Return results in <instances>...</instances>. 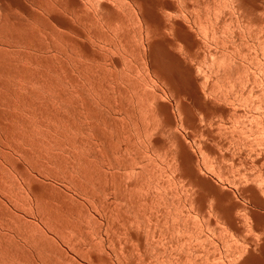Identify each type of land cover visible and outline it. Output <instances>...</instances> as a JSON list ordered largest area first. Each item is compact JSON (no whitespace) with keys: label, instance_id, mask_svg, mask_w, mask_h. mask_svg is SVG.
Masks as SVG:
<instances>
[{"label":"bare ground","instance_id":"6f19581e","mask_svg":"<svg viewBox=\"0 0 264 264\" xmlns=\"http://www.w3.org/2000/svg\"><path fill=\"white\" fill-rule=\"evenodd\" d=\"M6 1V0H5ZM11 1H13L14 3L16 2V0H11ZM20 1V3H21V5H20V7H21V9L23 10V14L21 13V14H18V13H20L21 11L20 10H17V7H16V9L15 10H17V12H15V10H12L11 8H9L8 6H9V4L7 3V4H5V5H8V6H4V9L2 10V8L0 9V82L2 83V80L6 83V89L4 88V90L3 89H1V88H3V86L5 85L4 83V85L3 84H1L2 85V87H0V179H2V181H1V186H0V195L2 196H6L7 198V201L8 202H10V204H11V202H13V203H18V196H19V194L18 195H16L15 196V194H13V190L12 189H10L11 187H13L14 185H17V184H15L16 182H14V184L12 185V183H11V187L9 188L7 185H5L4 184V177H6L7 175H6V171H7V166H6V164H9L10 162H11V160H12V158H13V156L15 157V156H17V155H15V154H17V153H21V151L23 150L22 148H21V145H22V147H23V145H25L27 142L25 141V144H23V141H24V137H26V136H23V138H22V136H20V133L18 132L19 131V129H18V125L20 124V123H18V124H16V117L18 116L19 117V113H20V116H21V118L23 119L24 117H22L23 116V112H29L30 111V109L31 108H29L28 107V109L29 110H25V111H18V113H17V110L15 111V105L17 104V99H20V100H22L23 98H24V96H22L23 98H19L20 97V95L17 93L18 91L17 90H19L17 87H18V84H19V81H21V80H19L18 81V84L17 85H15L16 84V81L18 80L17 78H16V76H19V77H21V76H23V79H24V75L23 74H21V70L22 71H24V72H22V73H24V74H26L27 75V72L28 73H32V74H34V77H35V74H37V76H38V74H40L41 76H44V79H45V77H46V79H49L50 80V83L52 84V82L54 81L55 82V85L58 87V85L60 86V83H62V82H64L63 80L67 77V75H65V70L67 71V69L66 68H69V69H71L72 71H75V72H77V73H74V74H77L76 75V77L78 78V80H79V82L80 83H83V82H85L86 81V84H88V83H90L91 85H89V86H92V84H94V81H96V83L98 82L97 80H109V81H111V83L113 84L114 82H112V81H115L116 83L119 81H117V79H120L122 82H124V83H126L127 85H132V86H134V85H140V84H143V85H140V86H144L145 84V82H147L148 80H150V82H152L151 80H153V78H151V76H149V74H148V72H144L143 71V69H142V66L140 67L141 69H142V71H141V69L139 68V66H140V64H144L146 61L148 62V64L150 63V65L152 66V67H154V69H155V67L156 68H160L161 69V71H163L164 73H166V75H167V77L169 76V77H171V79L172 78H174V80L175 79H177V80H179V82H182L183 83V85H185V86H183V87H185V88H189L190 89V91L193 93V97H195V99L196 100H198L199 101V96H198V91H197V89H196V87H195V79L193 78V76H192V72H191V68L189 67V66H187V64H185L184 62H183V60L181 59L182 57H180V56H178L177 54H175V52H173L172 50L175 48L176 49V53H178V51L179 52H181V54H183L184 53V55L186 54V55H188V56H191V58L195 61V63L198 65V69H199V67H202L206 62H208V60L210 61V63L209 64H213V66H214V68H215V66H216V68L218 67V68H222V70H225L224 68H226L227 66H232L235 70H234V72L236 71V74L239 72V74L237 75V77H236V80H237V82H238V84L237 83H233V84H237V86H238V89H236L235 87H233V89H236V90H238L237 91V93H239V91L240 92H242L243 90L244 91H246V89L247 88H249L248 89V92L251 94V96L249 97V98H251L252 96H253V94L255 93L256 94V92H254L255 91V89H256V87H258L257 85H258V83H259V81L261 80V79H263L264 78V0H29V4L30 5H26V4H22V0H19ZM18 1V2H19ZM7 2V1H6ZM17 2V3H18ZM27 2V1H26ZM2 3H3V0H2ZM11 3V2H10ZM11 5V4H10ZM15 5V4H14ZM16 6H18V5H16ZM12 7V6H11ZM19 8V7H18ZM13 9H14V7H13ZM24 14H26V16H23ZM173 48V49H172ZM180 54V55H181ZM183 58H184V61H187L186 60V56L184 57L183 56ZM146 60V61H145ZM191 60V59H190ZM192 61V60H191ZM146 62V63H147ZM187 62H189V60L187 61ZM191 63V62H190ZM192 64H193V61H192ZM207 64V63H206ZM120 65H122L120 68H119V66ZM17 66H18V69H19V72H20V74H18V70H17ZM21 68V70H20V68ZM146 67H148V65L146 66ZM194 67V66H193ZM197 67V66H196ZM143 68H144V70H145V67H144V65H143ZM147 69H149V67L147 68ZM146 69V70H147ZM196 69V68H195ZM230 69V68H229ZM193 70V69H192ZM205 70H207V68L205 69ZM211 70V69H210ZM227 70V69H226ZM230 70H232V69H230ZM70 71V70H69ZM147 71H149V70H147ZM197 71V70H196ZM200 71V70H199ZM214 71H215V69H214ZM216 71H219V69L218 70H216ZM221 71V70H220ZM220 71L218 72V73H220ZM228 71V70H227ZM227 71H225V75H226V77H228L229 78V75H227ZM154 72V71H153ZM152 72V73H153ZM157 72H158V70H157ZM201 72H202V70H201ZM203 72H204V69H203ZM202 72V73H203ZM229 72V71H228ZM234 72H233V76L234 75H236V74H234ZM67 73V72H66ZM73 73V72H72ZM200 73V72H199ZM206 73H208L207 71H206ZM211 73H212V71H211ZM232 73V72H231ZM68 74V73H67ZM194 74V73H193ZM213 74V73H212ZM224 74V71H223V73H222V75ZM230 74V73H229ZM154 75H156V72L154 73ZM153 75V76H154ZM158 75V74H157ZM155 76L156 78L158 77V76ZM197 75V74H196ZM207 75V74H206ZM205 74H204V76H206ZM225 75L223 76V77H225ZM28 76V75H27ZM26 76V77H27ZM29 76H31V77H28V78H26L25 77V79H29V78H32V76L33 75H29ZM70 76V75H69ZM161 76H163V75H161ZM195 76V75H194ZM204 76H203V78H204ZM233 76H231V77H233ZM200 77V76H199ZM213 76L211 75V77L210 78H212ZM220 77V76H219ZM230 77V80L231 79H233V78H231ZM37 78H39V76L38 77H36V78H32V80L33 79H36V83H37ZM43 78V77H42ZM151 78V79H150ZM166 78V77H165ZM197 78V77H196ZM202 78V77H201ZM209 78V79H210ZM222 78V77H221ZM22 79V78H21ZM22 79V80H23ZM24 79V80H25ZM46 79H45V82H46ZM71 79V78H70ZM158 79V78H157ZM226 79V78H225ZM224 79V80H225ZM235 79V78H234ZM31 80V79H30ZM30 80H28V83L30 82H32L33 83V81H30ZM39 80H40V78H39ZM42 80V79H41ZM67 80V79H66ZM69 80V79H68ZM72 80H73V78H72ZM76 80V79H75ZM154 80H156V79H154ZM159 80V79H158ZM163 80V79H162ZM52 81V82H51ZM120 81V82H121ZM167 81V80H166ZM176 81V80H175ZM174 81V82H175ZM196 81H197V79H196ZM208 81H210V80H208ZM217 81V78H216V80H214V82H216ZM219 81H221V79L219 80ZM223 81V80H222ZM221 81V82H222ZM35 82V81H34ZM44 82V81H43ZM45 82H44V85H45ZM48 82V81H47ZM88 82V83H87ZM92 82V83H91ZM158 82V81H157ZM161 82V81H160ZM164 82V83H163ZM161 84H164L165 85V79H164V81H163ZM198 82V81H197ZM204 82V81H203ZM212 82V81H211ZM229 82H231L232 83V81H229ZM262 82H263V84H264V81L262 80ZM261 82V83H262ZM23 83H24V81H23ZM27 82L25 81V83L24 84H26ZM29 83V85L30 86H32V85H34V84H30ZM38 83H40V82H38ZM70 83V82H69ZM73 83V82H72ZM75 83H78V82H75ZM80 83H78V86H79V84ZM96 83L94 84V85H96ZM101 83V82H100ZM110 82H109V86H111V87H114V85L112 86V84H111ZM115 83V84H116ZM148 84H149V82H147ZM146 83V84H147ZM154 82H152V84H153ZM159 83V82H158ZM208 83V85H209V82H207ZM218 83V82H217ZM220 83V82H219ZM223 83H225V82H223ZM227 84H228V80H227V82H226ZM230 83V84H231ZM24 84H22V81H21V84H19V85H24ZM43 84V83H42ZM42 84H41V86H42ZM68 84V83H67ZM97 84H99V83H97ZM105 84V83H104ZM104 84H99V85H97V86H100V85H102V86H104ZM119 84V83H118ZM122 84V83H121ZM147 84V85H148ZM175 84H176V86H177V83L175 82ZM179 84V83H178ZM200 84V83H199ZM262 84V85H263ZM14 85H15V87L17 88V90L16 89H14L13 90V87H14ZM49 83H48V87H49ZM54 84H53V87L55 86ZM77 85V84H76ZM93 85V86H94ZM124 85V84H123ZM122 85V86H123ZM147 85H146V87H147ZM155 87H156V89H157V86H158V84H156V82H155ZM167 85V84H166ZM165 85V86H166ZM198 85V84H197ZM29 86V87H30ZM38 87V86H40V85H37V84H35L34 85V87ZM41 86H40V88H41ZM61 86H63V85H61ZM60 86V87H61ZM67 86V85H66ZM75 86V85H74ZM77 86V87H78ZM81 86V85H80ZM79 86V87H80ZM87 86V85H86ZM92 86V87H93ZM101 86V87H102ZM106 86V85H105ZM152 86V85H151ZM160 86V85H159ZM173 86V85H172ZM175 86V87H176ZM203 86V85H202ZM212 86L215 88L216 86H217V84L215 85V83L214 84H212ZM220 86V85H219ZM233 86V85H232ZM236 86V87H237ZM21 86H19V88H20ZM26 87H27V85H26ZM26 87H24L23 86V88H24V90L26 89ZM33 87V88H34ZM36 87L34 88V89H36ZM44 87V86H43ZM42 87V88H43ZM52 87V88H53ZM65 87V86H64ZM63 87V88H64ZM68 87H69V84H68ZM78 87V88H79ZM118 87H119V85H118ZM126 87V86H125ZM139 87V86H138ZM145 87V88H146ZM149 87V86H148ZM147 87V90L149 91V88ZM155 87L153 88L154 90H155ZM199 87H201L200 85H199ZM223 88H226L225 87V85L224 86H222ZM221 87V88H222ZM23 88L22 89H20V90H22V91H24L23 90ZM28 88V87H27ZM39 88V87H38ZM39 88V89H40ZM41 88V89H42ZM51 88V87H50ZM49 88V89H50ZM55 88V87H54ZM73 88H75V87H73ZM72 88V89H73ZM82 88H83V86H82ZM86 88V87H85ZM84 88V89H85ZM90 89H91V87H89ZM102 88H104V87H102ZM102 88H101V91H102ZM107 88V87H106ZM105 88V89H106ZM109 88V87H108ZM117 87L115 86L113 89H115V90H117L116 89ZM123 89H124V87H122ZM128 88L129 87H127V89L126 90H128ZM161 88V87H160ZM178 88V87H177ZM180 88V87H179ZM178 88V89H179ZM211 88V87H210ZM217 88V87H216ZM230 88H232V87H230ZM31 89V88H30ZM34 89H32V90H34ZM37 90L36 91V93H34L33 95H35V94H39V93H37V92H39L40 91V94H43L42 93V91L41 90ZM45 89V88H44ZM47 89V88H46ZM62 89V88H61ZM61 89H59L58 88V91H57V95L59 94V95H62V94H60V90ZM66 88H64V90H65ZM67 89H69V88H67ZM76 89V88H75ZM74 89V90H75ZM80 89V88H79ZM93 90L94 89H96L95 87H93L92 88ZM104 89V90H105ZM112 89V88H111ZM110 89V90H111ZM124 89V90H125ZM132 89V91H130ZM134 89H135V86H134ZM152 89V87L150 88V90ZM163 89V88H162ZM203 89V88H202ZM219 89H220V87H219ZM219 89H218V92L217 93H219ZM227 89V88H226ZM233 89L232 90H230L231 91V94L233 93L232 91H233ZM8 90H13V91H15L16 92V94L17 95H19V97L18 96H15V97H18L17 99H13V100H15L16 102H14L15 103V105L13 104V100H12V96H10L11 94H10V92L8 91ZM43 90V89H42ZM48 90V89H47ZM47 90L45 91V93L47 92ZM98 90V89H97ZM109 90V89H108ZM115 90H113V91H115ZM125 90V91H126ZM130 90H129V92L131 93V92H134L133 91V87L131 88L130 87ZM137 90V89H136ZM138 90L140 91V89L138 88ZM154 90H152V91H154ZM158 90L160 91V89H159V87H158ZM168 90H170V88L168 89ZM175 90H177V89H175ZM175 90H174V93H175ZM199 90H200V88H199ZM206 90V89H205ZM204 89H203V92L205 91ZM208 90V89H207ZM211 90H214V89H211ZM224 90V89H223ZM223 90H222V93L221 94H223ZM235 90V91H236ZM20 92V93H22V95H23V92ZM31 91V90H30ZM48 91H52V90H48ZM69 91V90H68ZM75 91H77V90H75ZM80 91V90H79ZM87 91V90H86ZM106 91H107V89H106ZM105 91V92H106ZM112 90H111V93L113 92ZM118 91H120V92H118V95L117 96H119V94L121 93V89L119 88V90ZM145 91H146V89H145ZM145 91H143L144 93H145V95H146V92ZM147 91V92H148ZM152 91H149V94L152 92ZM163 91H165V90H163ZM171 91V90H170ZM189 91V92H190ZM201 91V90H200ZM221 91V90H220ZM227 91V90H226ZM261 91V90H260ZM263 91V90H262ZM15 92H14V95H15ZM34 92V91H33ZM53 92H55L54 90H53ZM62 92H65V91H62ZM71 92V91H70ZM85 92V91H84ZM91 92V91H90ZM99 92V91H98ZM98 92L97 93H93L94 95H95V98H96V94L98 95ZM103 92V91H102ZM105 92H104V94H105ZM128 92V91H127ZM127 92H126V94H125V96L127 95ZM137 91H135V93H136ZM141 92H142V88H141ZM140 92V93H141ZM155 92V95L157 94V96H158V93H156V90L154 91ZM158 92V91H157ZM167 92V91H166ZM166 92H165V94H166ZM173 91H171V93H172ZM181 92V91H180ZM179 92V93H180ZM187 92H188V90H187ZM198 92V93H197ZM212 92H215V91H212ZM228 92L229 91H227V94L226 95H229L228 94ZM12 93V92H11ZM27 93H29V92H26V94ZM44 93V94H45ZM49 93H51V92H49ZM66 93H67V91H66ZM66 93L64 94V95H66ZM72 93H74L73 91H72ZM78 93V92H77ZM87 93V92H86ZM88 93H89V89H88ZM87 93V94H88ZM101 93V92H100ZM135 93H133V95L135 94ZM138 93V92H137ZM140 93H138V96H140ZM144 93H143V95H144ZM173 93V94H174ZM202 93V92H201ZM205 93V92H204ZM203 93V94H204ZM209 93H211V92H209ZM216 93V97H217V94ZM225 93V92H224ZM236 93V94H237ZM243 93V92H242ZM248 93V94H249ZM26 94H25V96H26ZM39 94V97L41 96ZM53 94H56V93H53ZM79 94V93H78ZM82 94V93H81ZM103 94V93H102ZM103 94V95H104ZM107 94L109 95V96H116L115 94L114 95H110V93H109V91H107ZM152 94H154V93H151V95ZM164 94V93H163ZM168 94V93H167ZM220 94V95H221ZM245 93H243L242 95H244ZM254 94V95H255ZM261 94V93H260ZM30 95V94H29ZM55 96V97H58V96ZM73 95V94H72ZM75 95H76V97H77V99H73V100H80V99H78V96L79 95H77L76 93H75ZM89 96H90V94H88ZM136 95V94H135ZM134 95V97L136 98L137 97V95L135 96ZM160 95V94H159ZM171 95V97H172V94H170ZM179 95V94H178ZM180 95H181V93H180ZM206 95H207V93H206ZM210 95V94H209ZM212 95V94H211ZM210 95V96H211ZM233 95H234V93H233ZM240 95V94H239ZM257 95H259L258 93H257ZM263 95V94H262ZM28 96V95H27ZM32 96V95H31ZM38 95H36V97H37ZM44 96V95H43ZM46 96V95H45ZM44 96V97H45ZM49 96V95H48ZM91 96H93V95H91ZM106 95H104V97H105ZM108 96V97H109ZM117 96H116V100H117ZM122 96V95H121ZM130 96V95H129ZM142 96V95H141ZM148 96V95H147ZM175 95H173V97H174ZM185 96H186V94H185ZM223 96V95H222ZM34 97V100L35 99H39L40 100V98H35V96H33ZM47 97V96H46ZM45 97V98H46ZM53 97V96H52ZM51 96H49V99H52L53 100V98H52ZM54 97V98H55ZM62 97H63V95H62ZM67 97H69V95L67 96ZM67 97H63V99L64 100H66V98ZM74 96H72V98H73ZM76 97H74V98H76ZM81 97V96H80ZM85 97V96H84ZM83 97V99H85ZM108 97H107V99H108ZM144 97H146V96H144ZM144 97H140L141 98V100L143 99L144 100ZM149 97H150V95H149ZM153 97V96H152ZM152 97H150V99L152 98ZM161 97H162V95H161ZM163 97H164V95H163ZM167 97H169V96H167ZM188 97V96H187ZM212 97V96H211ZM216 97H215V99L213 98V100H216ZM224 97V96H223ZM228 96H226V98H227ZM237 97V96H236ZM241 97V96H240ZM245 97H247V96H245ZM27 98V97H26ZM29 98H31L30 96H29ZM43 98V97H42ZM44 98V99H45ZM82 98V97H81ZM87 98V97H86ZM91 98V97H90ZM99 98H102V95L99 97ZM113 98V97H112ZM121 98V97H120ZM138 98V97H137ZM147 98V97H146ZM145 98V99H146ZM154 98V97H153ZM157 98V97H156ZM165 98V97H164ZM170 98V97H169ZM168 98V99H169ZM175 98V97H174ZM177 98V97H176ZM180 98V97H179ZM182 98V97H181ZM184 98V97H183ZM182 98V99H183ZM191 98V97H190ZM201 98L202 97H200V100H201ZM229 98H231V97H229ZM229 98L228 99H226V102H229V101H227V100H229ZM248 98V97H247ZM246 98V99H247ZM255 98H256V96H255ZM254 98V100H255V102L256 101H258V98H256L255 99ZM260 99L262 98V97H259ZM25 99V98H24ZM23 99V100H24ZM47 99V98H46ZM69 99H71L70 97H69ZM94 99V96H93V98H92V101H94L93 100ZM107 99H105L106 100V102H107V106H109V102H108V100ZM123 99H124V95H123ZM123 99L121 100V101H123ZM131 100H132V102H133V96H131V98H130ZM148 99V106H149V104H150V102L152 101V100H149V98H147ZM182 99H180V101L182 100ZM206 99V98H205ZM209 99H211V98H209ZM218 99L219 100H221V97L219 96L218 97ZM238 99V98H237ZM245 99V100H246ZM20 100H19V103H20ZM32 100V102L34 103L35 101H33V99H31ZM36 100V101H37ZM37 101V102H39V103H41V101ZM55 100V99H54ZM57 101H58V99H56ZM68 100V99H67ZM66 100V101H67ZM88 100H90V99H88ZM88 100H87V102H88ZM112 100V99H111ZM126 100H127V96H126ZM125 100V101H126ZM136 100V99H135ZM140 99L138 98V100L137 101H139ZM157 100V99H156ZM161 100L163 101H168V100H166V99H162L161 98ZM170 100V99H169ZM173 100V99H172ZM207 101H208V97H207V99H206ZM231 100V99H230ZM236 100V99H235ZM241 100V99H240ZM248 100V99H247ZM26 101H28V99H26ZM51 101V100H50ZM49 101V102H50ZM65 101V102H66ZM70 101V100H69ZM85 101V100H84ZM91 101V102H92ZM101 103H103V100L101 99V100H99ZM99 101H97L98 103H100ZM114 101H115V99H114ZM113 101V102H114ZM120 100H119V103L121 102ZM128 101V100H127ZM126 101V102H127ZM146 101V100H145ZM153 101H154V99H153ZM152 101V102H153ZM158 101H159V99H158ZM176 101V100H175ZM174 101V102H175ZM183 101V100H182ZM181 101V102H182ZM195 101V100H194ZM202 101H204L205 102V100H202ZM206 101V102H207ZM217 101V103H218V100H216ZM216 101H214V103L216 102ZM260 101H262V100H260ZM29 102H30V100H29ZM28 102V103H29ZM46 102V101H45ZM64 102V101H63ZM63 102H62V104H63ZM74 102V101H73ZM77 102H79V101H76V103ZM81 102H82V100H81ZM90 102V101H89ZM96 101L94 102V104L95 103H97ZM105 102V101H104ZM112 102V103H113ZM117 102V101H116ZM131 101H129V103H130ZM131 102V103H132ZM135 102V101H134ZM141 102V101H140ZM144 102V101H143ZM142 102V103H143ZM147 102V101H146ZM146 102L144 103V104H142V106L144 107L145 105L147 106V104H146ZM151 102V103H152ZM155 102V101H154ZM181 102H179V107L177 106V108H180L181 106ZM210 102H212L211 100H210ZM221 101H219V103H220ZM222 102H224V101H222ZM222 102H221V104H222ZM234 102V101H233ZM252 102H253V100H252ZM255 102L253 103V105L255 104ZM19 103H18V105H16V109H21L20 107H21V105L19 106ZM24 103H25V101H24ZM27 103V102H26ZM27 103V104H28ZM33 103L32 104H29V105H33ZM43 103H44V100H43V102L41 103V105H40V108H41V106L42 107H44L43 106ZM47 103H48V101H47ZM47 103H44V104H47ZM68 103V102H67ZM70 103V102H69ZM68 103V104H69ZM71 103H72V101H71ZM82 103H84V102H82ZM110 103H111V101H110ZM213 103V102H212ZM244 103V102H243ZM262 103H263V101H262ZM22 104V106H23V103H21ZM36 104V103H35ZM54 104V103H53ZM55 104H56V102H55ZM55 104L53 105V106H55ZM80 104V103H79ZM86 104V103H85ZM93 104V103H92ZM93 104V105H94ZM106 104V103H105ZM104 104V105H105ZM118 104V103H117ZM121 104H123V102L121 103ZM135 104V103H134ZM133 104V106H135ZM138 104H141V103H139V102H137L136 103V106L138 105ZM158 105H159V103H157ZM169 104V103H168ZM170 104H172V103H170ZM201 104V103H200ZM202 104H203V102H202ZM206 104V103H205ZM219 105V107L220 106H222V105ZM223 104H225V103H223ZM226 104H228V103H226ZM252 104V103H251ZM48 105H50V104H48ZM61 104H60V102H58V104H57V106L58 107H60L61 108V106H60ZM64 106H65V104H63ZM67 105V104H66ZM70 105V104H69ZM81 105V104H80ZM83 105V104H82ZM81 105V106H82ZM87 105V104H86ZM102 104H100V106H101ZM115 105V104H114ZM113 105V106H114ZM132 105V104H131ZM152 105V107H150V109L152 108V110H150L149 111V109H147L148 111L147 112H150L151 114H152V112H153V114L152 115H154V113H155V111L153 110L154 109V103L153 104H151ZM185 105V104H184ZM183 105V106H184ZM187 105H189V104H187ZM204 105V104H203ZM203 105H202V107H203ZM211 105H215V104H211ZM229 105V104H228ZM231 105V104H230ZM230 105L229 106H227V109H228V107H229V109H235V108H230ZM233 105H235V103L234 104H232V107H233ZM241 105L242 104H240V107H241ZM253 105H251L252 107H253ZM260 105V104H259ZM262 105V104H261ZM25 106H26V108H27V105L25 104ZM34 106V105H33ZM38 107H39V104L37 105ZM72 106H73V104H72ZM90 106H92L91 104H90ZM97 105L95 104V107H96ZM110 106H111V108H112V104H110ZM110 106H109V109H111L110 108ZM122 106V105H121ZM125 106V105H124ZM127 106H128V103H127ZM140 106V105H139ZM162 107H163V111H166L167 113H168V116H167V119H168V121L169 122H171V120H172V118H171V114H170V106L168 107V105L167 104H162L161 105ZM200 106V105H199ZM205 107L206 106H208V105H204ZM216 106H217V104H216ZM249 105L247 104V107H248ZM263 106V105H262ZM17 107H19V108H17ZM48 107H50V106H48ZM48 107L46 106V108L48 109ZM77 107V106H76ZM79 107V106H78ZM77 107V108H78ZM87 107H89V106H87ZM94 107V108H95ZM102 107H103V105H102ZM143 107H141V109H139V110H145V109H143ZM155 107H156V105H155ZM173 107H174V105H173ZM172 107V108H173ZM198 107V106H197ZM205 107H204V109H205ZM235 107V106H234ZM238 107V106H237ZM245 107V106H244ZM255 107V106H254ZM257 107V106H256ZM34 108L35 107H33V110L31 109V113L29 112L28 114H30L32 117H33V115H38V112L36 113V111H35V114L33 113L34 112ZM51 108V107H50ZM49 108V109H50ZM56 108V107H55ZM75 108V107H74ZM84 108V107H83ZM93 108V107H92ZM99 108V107H98ZM98 108H96V110L98 109ZM116 108H117V105H116ZM122 108V107H121ZM125 108V107H124ZM128 108H130V107H128ZM145 108V107H144ZM149 108V107H148ZM192 108H193V106H192ZM191 108V109H192ZM207 108V107H206ZM218 108V107H217ZM262 108V107H261ZM22 109H23V107H22ZM21 109V110H22ZM36 109H38V108H35V110ZM45 109V108H44ZM44 109H42V110H44ZM47 109H45V111L47 110ZM54 109V108H53ZM53 109H50V110H53ZM57 110L59 109V108H56ZM55 109V111H57ZM62 109H63V106H62ZM67 109H69L68 107H67ZM70 109H72V108H70ZM81 108L79 107V112L80 111H82V110H84V109H82V110H80ZM91 109V108H90ZM89 109V110H90ZM103 109V108H102ZM105 109H106V107H105ZM112 109H114V107L112 108ZM111 109V110H112ZM134 109V108H133ZM156 109V108H155ZM208 109V108H207ZM214 109V108H213ZM237 109H239V108H237ZM249 109H251V107L249 108ZM259 109V108H258ZM257 109V110H258ZM263 109V108H262ZM60 110V109H59ZM58 110V111H59ZM66 110V109H65ZM77 109L75 108V111H76ZM125 110V109H124ZM127 110H129V109H127V107H126V110L125 111H127ZM138 110V106H137V111H139ZM157 110V109H156ZM177 110H179V109H177ZM215 110V109H214ZM224 110V109H223ZM240 110H242V107H241V109ZM39 111V110H38ZM72 112H73V110H71ZM86 111H88V110H86ZM91 111H93V110H91ZM90 111V112H91ZM99 111V110H98ZM102 111H104V109L102 110ZM106 111V110H105ZM104 111V112H105ZM107 111H109L110 112V110H108V108H107ZM118 111H119V108H118ZM122 111H123V109H121V113H122ZM130 111V110H129ZM132 111H135V110H132ZM152 111V112H151ZM158 111L159 110H157V113H158ZM170 111V112H169ZM174 111L175 110H173L172 112L174 113ZM182 111V110H181ZM189 111H190V109H189ZM188 111V112H189ZM209 111V110H208ZM234 111H236V109L234 110ZM251 111V110H250ZM262 111V110H261ZM22 112V113H21ZM40 112H42V111H40ZM53 112V111H52ZM67 112V111H66ZM65 112V113H66ZM69 112V111H68ZM84 111H82V113H83ZM94 112V111H93ZM103 112V113H104ZM116 112H117V110H116ZM145 112V111H144ZM144 112H142V115H144L145 117H144V119L142 118L143 116H141V114H140V118H141V120H140V122H146V121H148L147 120V116H149V113H147V116L145 115L146 113H144ZM183 112V111H182ZM186 112V111H185ZM193 112V111H192ZM195 112V111H194ZM207 112V111H206ZM214 112V111H213ZM221 112V111H220ZM231 111H229V113H230ZM242 112V111H241ZM32 113H33V115H32ZM43 113V112H42ZM41 113V114H42ZM45 113H48V111L47 112H45ZM57 113V112H56ZM63 113H64V111H63ZM71 113V112H70ZM96 112H94V113H92V114H94V115H96L95 114ZM98 113H100V112H98ZM103 113H101V115L103 114ZM114 113V112H113ZM124 113H127V112H124ZM129 113V112H128ZM127 113V115H130V118H131V114H133V116L135 117V116H137V115H134V114H136V113H129L128 114ZM138 113V112H137ZM157 113H156V115H155V117L156 118H158L157 117ZM166 113V114H167ZM180 113V111H178V113L177 114H179ZM202 113H203V111H202ZM205 113V112H204ZM204 113L202 114V115H204ZM211 113V112H210ZM228 113V114H229ZM232 113V112H231ZM236 114H237V112H235ZM246 113H247V111H246ZM252 113V112H251ZM250 113V114H251ZM263 113V112H262ZM262 113H260V114H262ZM22 114V115H21ZM27 114V113H26ZM26 114H25V117H26ZM40 114V115H41ZM44 114V113H43ZM48 114H50V112L48 113ZM55 113L53 112V114L51 113V116H50V118L52 119V122H54V116L56 115H54ZM59 114H61L60 113V111H59ZM72 114V113H71ZM77 114V113H76ZM87 114H88V112H87ZM120 114V113H119ZM176 114V113H175ZM174 114V115H175ZM189 114V113H188ZM191 114V113H190ZM194 114V113H193ZM192 114V115H193ZM196 114V113H195ZM201 114V113H200ZM214 114V113H213ZM213 114H211V115H213ZM224 114V113H223ZM227 114V113H226ZM244 114H245V112H244ZM257 114V113H256ZM259 114V113H258ZM29 115V116H30ZM36 115H35V117H36ZM54 115V116H53ZM68 116H70L69 114H67ZM110 115V114H109ZM108 115V116H109ZM111 115H113L112 113H111ZM114 115H115V113H114ZM113 115V116H114ZM122 116H124L125 117V114H121ZM120 115V116H121ZM163 115V114H162ZM180 115V114H179ZM181 115H182V113H181ZM180 115V116H181ZM198 115V114H197ZM206 115V114H205ZM210 115V116H211ZM222 115V114H221ZM233 115H235L234 113H233ZM29 116H27V118L29 117ZM39 116V115H38ZM43 116V115H42ZM41 116V117H42ZM47 116V115H46ZM46 116H44V117H42V119L43 120H41V119H39V120H37V121H35V119H32V118H28L27 120H29V119H31L32 120V123H33V121H35V122H37V123H35L36 125L40 122V121H44V119H46ZM53 116V117H52ZM60 116V115H59ZM73 116H75L76 117V115L74 114ZM78 116V115H77ZM84 116H85V113H84ZM83 116V117H84ZM98 116H99V114H98ZM113 116H112V118H113ZM117 116V115H116ZM122 116L121 117H119L118 116V118H119V121L118 122H120V124H122L123 125V123L124 122H121L120 121V118H122ZM164 116V115H163ZM177 116V115H176ZM182 116H184V115H182ZM181 116V117H182ZM189 116H191V115H189ZM201 116V115H200ZM200 116H195L194 118L196 119L197 117L199 118ZM225 116H227V115H225ZM229 116V115H228ZM237 116V115H236ZM238 116L241 118V116L239 115V113H238ZM251 116H253V115H251ZM257 116V115H256ZM259 117L261 116V115H258ZM58 117V116H57ZM80 117H82L81 115H80ZM79 117V118H80ZM93 117V116H92ZM91 117V118H92ZM96 117V116H95ZM101 117V116H100ZM104 117H106L105 119L107 120V112H106V115L104 116ZM103 117V118H104ZM115 117V116H114ZM133 117V118H134ZM138 117V116H137ZM136 117V118H137ZM154 116L153 117H151L152 118V122L153 121H155V120H159V118L158 119H156ZM188 117V116H187ZM202 117H205V116H202ZM213 117H215V116H213ZM217 117H218V115H217ZM217 117H216V119H217ZM230 117H233V116H231L230 115ZM229 117V119H230V121H229V119H228V121L231 123V118ZM235 117V116H234ZM245 117V116H244ZM248 117H250V115L248 116ZM34 118V117H33ZM38 118V117H37ZM36 118V119H37ZM63 118V117H62ZM69 118V117H68ZM73 118V117H72ZM78 118V119H79ZM90 117H88V119H89ZM91 118L89 119V120H91ZM97 118H99V117H97ZM103 118L101 119L102 121H103ZM116 118L117 117H115V119H114V121L116 120ZM127 118H129V116H127ZM126 118V119H127ZM133 118L131 119V120H133ZM139 118V117H138ZM150 118V117H149ZM150 118V119H151ZM210 117H207L206 118V121H207V124L209 125L210 124V122H211V120H210V122L208 123V120L207 119H209ZM221 118V117H220ZM223 118V117H222ZM237 118V117H236ZM247 118V117H246ZM254 118V117H253ZM256 119H257V117H255ZM263 118V117H262ZM262 118H260L261 120H262ZM19 120H20V118H18ZM21 119V120H22ZM58 119V118H57ZM59 119H61L60 117H59ZM69 119H71V118H69ZM68 119V120H69ZM74 119V118H73ZM76 119V118H75ZM74 119V120H75ZM94 119V118H93ZM96 119V118H95ZM100 119L98 120V121H100ZM125 119V120H126ZM149 119V120H150ZM153 119H155V120H153ZM161 119V118H160ZM165 119V118H164ZM182 119L183 118H180V120H181V122H182ZM185 119V118H184ZM194 119V120H195ZM205 119V118H204ZM204 119H202L203 121L202 122H204V124H202L201 126H205L206 127V123H205V121H204ZM239 119V118H238ZM256 119H255V121H256ZM24 120H26V119H24ZM26 120V121H27ZM31 120H29L30 122H28V123H30L31 124ZM65 120H67V117H66V119ZM81 120H83L82 118H80V121ZM85 120V119H84ZM83 120V121H84ZM88 120V121H89ZM106 120H104L105 122H106ZM118 120V119H117ZM128 120V119H127ZM144 120V121H143ZM179 120V121H180ZM201 120V119H200ZM200 120L199 121H197V123L198 122H200ZM241 120H243V119H241ZM240 120V121H241ZM249 120V119H248ZM253 120V119H252ZM252 120H250V121H252ZM264 120V119H263ZM23 121V120H22ZM45 121H48V119L47 120H45ZM61 121V120H60ZM60 121H59V123H60ZM77 121H79V120H77ZM76 121V123H79V122H77ZM113 121V120H112ZM134 121V120H133ZM133 121H132V123H133ZM138 120H136V121H134L135 123L134 124H136V122H137ZM159 121H161L162 122V120H159ZM215 121V120H214ZM213 121V122H214ZM217 121V120H216ZM223 121L225 122L226 120H225V118L223 119ZM233 121V120H232ZM239 121V122H240ZM246 120H244V122H245ZM259 120H257V122H258ZM17 122H19V121H17ZM25 122V121H24ZM24 122H22V126L23 127H21V128H24L25 129V127L24 126H28L29 124H26V125H23V123ZM49 122V124H50V122H51V120L50 121H48ZM48 122L46 123L48 126H49V124H48ZM68 122V121H67ZM85 122V121H84ZM105 122L103 123V124H105ZM109 122V121H108ZM128 122H129V120H128ZM149 122L150 121H148L147 123L149 124ZM173 122H174V120H173ZM192 122V121H191ZM194 122V121H193ZM221 122H222V120H221ZM224 122L222 123L223 125H224ZM228 122V123H229ZM236 122H237V120H236ZM235 122V123H236ZM42 123V122H41ZM45 123V122H44ZM57 123V122H56ZM66 123V121H64V124ZM97 123H99V122H97ZM100 123H101V121H100ZM112 124H113V122H111ZM115 123L117 124V121H115ZM154 123L155 122H153L152 124H153V126H156V123H155V125H154ZM159 122H157V124H158ZM168 123V122H167ZM176 123H178L177 122V120H176ZM218 123V122H217ZM254 123V122H253ZM259 123V122H258ZM34 124V125H35ZM43 124V123H42ZM61 124H62V121H61ZM68 124L69 123H67L66 125V127H68ZM85 124H87V122L85 123ZM115 124V125H116ZM128 125L129 124H131L130 122L129 123H127ZM133 124V125H134ZM138 124H139V122H138ZM142 124V123H141ZM141 124H140V126H141ZM146 123H144V125H145ZM146 125V127H148L149 125ZM162 124V123H161ZM164 124V126H165V123H163ZM179 124V123H178ZM212 124V123H211ZM210 124V125H211ZM225 124H227V123H225ZM238 124V123H237ZM242 124V123H241ZM250 124H251V122H250ZM262 124V123H261ZM260 124V127L263 129L264 128V126H263V124L261 125ZM33 125V124H32ZM36 125L35 126H33V127H35V129H36ZM41 124H39L37 127H42V126H40ZM47 125H46V127H47ZM51 125V124H50ZM53 125V124H52ZM84 125V124H83ZM102 125V124H101ZM106 125V124H105ZM127 125V126H128ZM150 125H151V123H150ZM159 125H160V123H159ZM159 125L158 126H156V129H158L157 127H159ZM169 125V124H168ZM172 125V124H171ZM176 125V124H175ZM190 125V124H189ZM198 125V124H197ZM209 125V126H210ZM219 125L220 126H223V125H221V123L219 124L218 123V125H216L215 124V126H218L219 127ZM234 125V121H233V124H231V126H233ZM240 125V124H239ZM254 125V124H253ZM252 125V126H253ZM256 125H258L259 126V124H257L256 123ZM18 126V127H17ZM54 126H56L55 125V123H54ZM54 126H52V127H54ZM58 126V125H57ZM59 126H60V124H59ZM63 126V125H62ZM75 126H77L76 124H75ZM79 126H81V128H82V125H81V123H80V125ZM88 126H90V124H88ZM108 126H109V123H108ZM117 126V125H116ZM136 127H138V131H136V129L137 128H135V129H133V131L135 130V132H139L137 135H136V137H137V140H138V138H139V134L141 133L140 132V127L136 124L135 125ZM179 126V125H178ZM196 126V125H195ZM200 126V127H201ZM229 126H230V124H229ZM246 126H248V124L246 125ZM29 127H31V126H29ZM29 127H26L27 129L26 130H29L28 128ZM51 127V126H50ZM70 127V126H69ZM68 127V128H69ZM72 127V126H71ZM92 127V126H91ZM105 127H107V126H105ZM104 127V128H105ZM134 127V126H133ZM144 127V126H143ZM142 127V129H144ZM175 127H177V126H175ZM181 127V126H180ZM211 127H212V125H211ZM213 127H214V125H213ZM226 129H227V126H224ZM234 128H236V126H233ZM237 127L239 128V126L237 125ZM39 128V130H45L46 128L44 127V125H43V127L42 128H45V129H40ZM48 128V127H47ZM60 128V127H59ZM59 128L57 129V131H59ZM62 128H64V127H62ZM67 128V130H69V133H71V129L69 128L68 129ZM77 128L79 129L80 127H78L77 126ZM76 128V129H77ZM93 128V127H92ZM114 128H115V126H114ZM123 128H125L124 127V125L122 126V131H124V129ZM149 128H150V126H149ZM149 128H148V130H149ZM152 128V127H151ZM154 128V127H153ZM166 128V127H165ZM164 128V129H165ZM170 128V127H169ZM169 128H167V130L169 129ZM196 128V127H195ZM203 128V127H202ZM207 128V127H206ZM205 128V129H206ZM216 128V127H215ZM214 128V129H215ZM220 128V127H219ZM218 128V131L217 132H219L220 131V129ZM229 128H231V127H228V129ZM243 128V127H242ZM242 128H241V130H242ZM250 128H252V127H250ZM18 129V130H17ZM23 129V130H24ZM32 129V128H31ZM31 129H30V131H31ZM35 129H33V131H32V134H33V132L35 131ZM49 129H51V131L53 130V128H49ZM49 129H48V132H49ZM56 129V128H55ZM64 129H66V128H64ZM83 129V128H82ZM82 129L80 130V131H82ZM90 129V128H89ZM88 129V130H89ZM106 129V128H105ZM107 129H109V127H107ZM106 129V131H108ZM119 129H120V126H119ZM129 129H130V127H129ZM164 129H163V131H164ZM172 129V128H171ZM176 129V128H175ZM177 129H179V128H177ZM199 129V128H198ZM205 129H201L202 131L203 130H205ZM213 129V128H212ZM211 129V130H212ZM213 129V130H214ZM244 129H245V127H244ZM255 129H257V128H255ZM260 129V128H259ZM21 130V129H20ZM39 130H36V131H39ZM61 130V129H60ZM85 130V129H84ZM110 130H111V128H110ZM110 130H109V133H110ZM131 130V129H130ZM148 130H146V132L148 131ZM159 130V129H158ZM162 130V129H161ZM166 130V131H167ZM173 130V129H172ZM171 130V131H172ZM185 130V129H184ZM191 130V129H190ZM212 130V132H214ZM234 131V133H232V135H234L235 133H237V132H235V130L234 129H230L229 131ZM246 130V129H245ZM244 130V131H245ZM254 130V129H253ZM258 130V129H257ZM256 130V131H257ZM25 131V130H24ZM23 131V132H24ZM29 131V132H30ZM50 131V132H51ZM55 131V130H54ZM65 131V130H64ZM77 133L79 132V131H77V130H75ZM86 131V130H85ZM90 131H92V130H90ZM89 131V132H90ZM99 131V130H98ZM112 131V130H111ZM113 131H115V129L113 130ZM122 131H121V133H122ZM151 131V130H150ZM149 131V132H150ZM171 131H168L167 132V134L170 132V133H172ZM176 132L177 131H179V134H181L180 133V130H175ZM174 131V132H175ZM201 131V133H203ZM209 131V130H208ZM207 131V132H208ZM225 131H227V130H225ZM224 131V132H225ZM229 131H227V132H229ZM231 131V132H232ZM239 131V130H238ZM247 131V130H246ZM259 131V130H258ZM28 132V131H27ZM42 131H39V133H40V135L42 136L43 134L42 133H44V132H42ZM47 132V131H46ZM53 132V131H52ZM56 132V131H55ZM61 132V131H60ZM75 132V133H76ZM84 132V131H83ZM83 132H82V137L84 136V138H85V136L89 133V132H87V134L86 135H83ZM103 132H104V129H103ZM117 132H118V128H117ZM117 132L115 133V134H117ZM145 132V130H143V133ZM149 132H147V134H149ZM158 132V131H157ZM162 131H160V133H161ZM206 132V133H207ZM216 132V133H217ZM221 132H222V136H226L227 137V133H225L224 135H223V131H222V127H221ZM221 132H219V133H221ZM243 132V131H242ZM260 132V131H259ZM31 133V132H30ZM29 133V134H30ZM59 133V132H58ZM67 134V131H65V135L67 134V135H69L70 136V134ZM72 133H74V130H73V132ZM74 133V134H75ZM93 133V132H92ZM113 133V132H112ZM111 133V134H112ZM119 133V132H118ZM126 133V130L124 131V134ZM143 133H142V135H143ZM156 133V131H154L153 132V130H152V132L149 134V135H152V136H154V134ZM162 133H164V132H162ZM178 133V132H177ZM189 133V132H188ZM187 133V134H188ZM191 133H193V132H191ZM190 133V134H191ZM198 133V132H197ZM245 133V132H244ZM243 133V134H244ZM253 134H254V132H252ZM264 132H262V134H263ZM21 134H26V132H24V133H22L21 132ZM37 136L39 135V134H37V133H35ZM35 134L33 135V136H35ZM45 134V133H44ZM47 134V133H46ZM73 134V135H74ZM78 134H80V133H78ZM114 134V133H113ZM124 134L122 135V136H124ZM132 134H133V132H132ZM146 134V135H147ZM165 134V133H164ZM164 134H162L163 135V137L162 138H166L167 137V135L166 136H164ZM207 134H209V133H207ZM211 134V133H210ZM215 134V133H214ZM229 134H231V133H229ZM228 134V135H229ZM238 134H239V132H238ZM249 134V133H248ZM260 134H261V132L260 133H258V135L260 136ZM27 135V134H26ZM48 135V134H47ZM46 135V136H47ZM65 135H63V132H62V136H64L65 137ZM107 135H108V133H107ZM128 135V137H126ZM124 138H126V140H127V142L128 143H130L131 142V137L129 136V134H127ZM131 135V134H130ZM142 135H141V137H142ZM169 135V134H168ZM172 135V134H171ZM216 135H218V133L216 134ZM220 135V137H222ZM231 135V137H233ZM242 135V134H241ZM249 135H251L250 137H252V134H249ZM255 135V134H254ZM258 135H257V137H258ZM30 136V135H29ZM43 136H45V135H43ZM43 136H42V138H43ZM46 136L44 137L45 139H46ZM49 136H50V134H49ZM59 136V135H58ZM57 136V137H58ZM68 136V137H69ZM104 136V135H103ZM120 136V135H119ZM119 136H117L118 137V139H119ZM182 136H184L183 134H182ZM193 137H194V133H193V135H192ZM202 136H204L205 137V135H202ZM214 136V135H213ZM235 136V135H234ZM264 136V135H263ZM52 137V136H51ZM53 137H54V135H53ZM61 137V136H60ZM90 137H91V135H90ZM113 137V136H112ZM133 137H134V135H133ZM132 137V138H133ZM146 137H148V136H146ZM146 137H145V134H144V138L146 139ZM155 137V136H154ZM207 137V136H206ZM205 137V138H206ZM225 137V138H226ZM242 137V136H241ZM245 137V136H244ZM260 137H262V136H260ZM21 138H22V140H21ZM38 138V137H37ZM39 138H40V136H39ZM42 138H40V139H42ZM48 138V137H47ZM70 138H72V137H70ZM75 138V137H74ZM73 138V139H74ZM87 138V137H86ZM143 138V137H142ZM149 138H151V136L149 137ZM164 138V139H165ZM173 138H175V136L173 135ZM196 138H198V136L196 137ZM196 138H194V139H196ZM209 138H211V137H209ZM208 138V139H209ZM215 138V137H214ZM228 138V137H227ZM235 138V137H234ZM240 138V137H239ZM247 138H249V136L247 137ZM246 138V139H247ZM34 139V138H33ZM33 139H31L30 141V144L32 143V140ZM40 139H37V140H39V141H37V142H40ZM59 140H60V138H58ZM58 139L56 140L57 141V143L58 144H60L59 142H58ZM62 139H64V138H62ZM89 139V138H88ZM88 139H87V142H88ZM92 139V138H91ZM93 139H94V137H93ZM92 139V140H93ZM96 139V138H95ZM170 139L171 138H169V140H168V138H167V141H170ZM183 139V138H182ZM184 139H186V138H184ZM193 139V138H192ZM205 140V139H203V137H201V138H199V140ZM216 139H217V137H216ZM252 138H250V140H251ZM256 139H258V138H256ZM256 139H255V141H256ZM29 140V139H28ZM48 140V139H47ZM82 140V139H81ZM122 140H123V138H122ZM125 140V139H124ZM126 140H125V142H126ZM137 140H136V142H137ZM147 141H148V139H146ZM153 140V139H152ZM151 139H150V143H151V141H152ZM174 141H175V139H173ZM178 140V139H177ZM188 140V139H187ZM212 140H213V137H212ZM218 140V139H217ZM216 140V141H217ZM227 140V139H226ZM240 141V140H238L237 138H235V140H233L232 139V141H231V139H229V141H231L230 142V144L232 143V144H234V142L235 141ZM253 140H254V138H253ZM260 140V139H259ZM263 140V142H264V139H262ZM34 141V140H33ZM36 141V140H35ZM35 141H34V143H32L33 144V146L35 145ZM46 141V140H45ZM44 140L43 141H41V142H45ZM64 141V140H63ZM62 141V142H63ZM80 141V140H79ZM83 141V140H82ZM85 141V140H84ZM94 141V140H93ZM96 141V140H95ZM114 141V140H113ZM142 141V144H140V145H143V140H138V142H141ZM197 141V140H196ZM208 141V140H207ZM207 141H206V143H207ZM210 141V140H209ZM214 141V140H213ZM215 141V142H216ZM223 141H224V139H223ZM228 141V140H227ZM227 141H224V143H226ZM228 141V142H229ZM234 141V142H233ZM237 141H236V143H237ZM243 141V140H242ZM255 141H253L252 143L254 144L255 143ZM258 141V140H257ZM257 141H256V143H255V145L257 144ZM41 142H40V144H41ZM47 142V141H46ZM48 142H49V140H48ZM47 142V143H48ZM61 142V141H60ZM61 142V143H62ZM91 142V141H90ZM120 142H121V140H120ZM134 142H135V138H134V141L133 142H131V143H133V146H134ZM149 142H148V144H149ZM172 142V141H171ZM189 142V141H188ZM194 142V141H193ZM200 142V141H199ZM211 142V141H210ZM220 142H221V140H220ZM244 142V141H243ZM242 142V143H243ZM247 141H245V143H246ZM261 142V141H260ZM259 142V143H260ZM28 143H29V141H28ZM28 143H27V145H28ZM46 143V144H47ZM50 143V142H49ZM110 143V142H109ZM116 143V142H115ZM122 143V142H121ZM166 143H168V142H166ZM209 143V142H208ZM212 143H214V142H212ZM224 143H222V145H220V146H223V144ZM241 143V144H242ZM248 143V142H247ZM252 143L251 144H247V146L249 147V145H251L250 147L252 148ZM54 144V143H53ZM85 144H87V143H85ZM88 144H89V142H88ZM92 144H93V142H92ZM91 144V145H92ZM102 144V143H101ZM104 144H105V142H104ZM111 144V143H110ZM114 144V143H113ZM112 144V145H113ZM118 144V143H117ZM123 144H124V142H123ZM126 144V143H125ZM144 144H146V143H144ZM148 144H146L145 146H143L144 148L146 147V146H149ZM152 144H154V142L152 141ZM175 144H177V142L175 143ZM190 144V143H189ZM198 144V143H197ZM200 145H197V147L200 149V146H203L204 144H202V142L201 143H199ZM211 144V143H210ZM215 145L214 146H216V148H218L217 146L219 145V143H214ZM218 144V145H217ZM244 144V143H243ZM242 144V145H243ZM262 144V143H261ZM37 145V144H36ZM35 145V146H36ZM43 145H45L44 143H43ZM48 145V144H47ZM47 145H46V147H47ZM50 145H52V144H50ZM50 145H48V147H47V149L49 148V146ZM55 145H57V144H55ZM61 145V144H60ZM94 145H96V144H94ZM99 145V144H98ZM116 145V144H115ZM120 145H122V144H120ZM136 145H138V143L136 144ZM155 145V144H154ZM164 145V144H163ZM178 145H180V147H181V150H182V157H183V159H184V162H185V166H186V168H187V170H188V172H189V174L191 175V176H193V177H196V179L195 180H198V182L201 184V186H203V188L205 189V191L208 193V194H210V196L212 197V200H211V202H210V205H209V201L208 202H206V204L208 203V205H209V207H207L208 208V210L207 211H205V210H203V208L201 207V208H199V209H197L196 211L195 210H191L190 212L192 213V215L190 214V212L189 213H187V214H185L184 213V211L183 210H181L180 211V209L177 211L176 209L178 208V206H179V204H180V201H178L179 202V204H178V206H177V208L174 210V214H173V212L171 213V212H169L170 210L168 209V211H167V214H168V217L170 216L173 220H172V222H169V221H166L167 222V224L166 225H159V227H156V229H154L153 230V232L156 234V237H157V239H155L154 238V240H155V242H157L156 243V248H157V250L156 249H154V250H156L155 251V253H153V254H155V256H154V262L152 263L148 258H147V254L146 253H144L143 255H142V257H143V262H144V264H264V228H262V231H260L259 229L260 228H258V224L260 223V222H263L264 223V215L263 214H260L259 212H257V211H255V210H253L254 208H252L251 206V209H249V208H247V206H249V205H247L246 206V208L245 207H242L243 206V204H242V206L238 203V201L236 202L235 200H233L232 199V197H230V194L227 192V191H224V190H222V188H221V190H220V188H218L213 182H211L209 179H207V178H203V177H198L197 175H196V173H195V171H194V167H193V165L194 164H192V162H193V156L187 151V147H185V142L183 141V140H179V142H178ZM191 145V144H190ZM189 145V146H190ZM195 146H196V142H195V144H194ZM193 145V146H194ZM212 146H211V148L213 147V144H211ZM235 145V144H234ZM30 146V145H29ZM32 145H31V148H32V150H31V152L34 150V147H33ZM42 146V145H41ZM53 147H54V145H52ZM52 146H50V148L52 147ZM125 146V145H124ZM130 146V145H129ZM128 146V147H129ZM151 146V145H150ZM160 146V145H159ZM210 146V145H209ZM230 146V145H229ZM231 146H233V145H231ZM241 146V145H240ZM239 145H238V147H240ZM257 146H259V145H257ZM256 146V147H257ZM25 147V146H24ZM27 147V146H26ZM25 147V148H26ZM45 147V146H44ZM52 147V148H53ZM57 147V146H56ZM55 147V148H56ZM58 147H60V146H58ZM57 147V148H58ZM61 147H62V145H61ZM77 147V146H76ZM137 147V146H136ZM142 147V146H141ZM153 146H151V148H152ZM169 147H170V145H169ZM191 147V146H190ZM228 147V146H227ZM236 147V146H235ZM234 146H233V148L236 150V148H235ZM244 147L246 148V150L248 149L247 147H246V144H244V146H243V149L242 150H244ZM249 147V148H250ZM261 147H262V145H261ZM264 147V146H263ZM262 147V148H263ZM24 148V149H25ZM36 148V150H35V153H36V151H37V148L38 147H35ZM39 148H41V147H39ZM127 148V147H126ZM126 148H124V149H126ZM132 147H129V149H131ZM167 148V147H166ZM172 148H174V149H176V147L173 145V147ZM179 148V147H178ZM194 148V147H193ZM193 148H191V149H193ZM219 148H222V147H219ZM228 148H230V147H228ZM250 148V149H251ZM30 149V148H29ZM28 149V150H29ZM42 150H43V146H42V148H41ZM40 149V150H41ZM54 149V148H53ZM135 149V148H134ZM137 149V152H138V149L139 148H136ZM136 149H135V153H136ZM146 149V151L148 150V148H145ZM157 149H159V148H157ZM169 149V148H168ZM194 149H196V148H194ZM199 149H198V151H199ZM202 149V148H201ZM204 149V148H203ZM215 149V148H214ZM223 149H224V146H223ZM226 149V148H225ZM231 149V148H230ZM249 149V150H250ZM42 150H41V152H42ZM49 150V149H48ZM51 151H52V149H50ZM49 150V151H50ZM59 150V149H58ZM62 150V149H61ZM126 150H128V149H126ZM126 150H124V155H125V153H126ZM149 150H150V148H149ZM148 150V151H149ZM156 149H154V151H155ZM166 150L167 149H165L164 150V153L166 154ZM173 150V149H172ZM218 150H220V149H218ZM227 150V149H226ZM229 150V149H228ZM238 150V149H237ZM242 150H240V152L242 151ZM254 150V152H252ZM253 150H251V153L253 154H255V148L253 149ZM263 150V149H262ZM44 151V150H43ZM46 151V150H45ZM54 151V150H53ZM57 150H55V152H56ZM70 151V150H69ZM114 151V150H113ZM132 151H133V149H132ZM139 151H141V148L139 149ZM143 151H144V149H143ZM143 151H141L142 152V154H146L145 153V151H144V153H143ZM153 150H152V152L153 153H155ZM163 149H161V153L160 154H162L163 152ZM167 151H171L170 149L169 150H167ZM194 151V150H193ZM197 151V150H196ZM203 151V150H202ZM201 151V152H202ZM221 151H224V150H222L221 149ZM221 151H219V152H221ZM234 151V150H233ZM233 151H232V155H233ZM258 150H256V152H257ZM26 152V151H25ZM34 152V151H33ZM58 152H60V154H61V151H58ZM58 152H57V154H58ZM141 152H139L138 154H140ZM150 152V151H149ZM157 152H159V150H157ZM169 152H167V153H169ZM174 151H172L171 153H173ZM177 152V151H176ZM175 152V153H176ZM219 152H217V153H219ZM229 152V151H228ZM235 152H238V151H235ZM244 152V151H243ZM264 152V151H263ZM28 154H29V152H27ZM96 153V152H95ZM128 154H129V152H127ZM134 153V154H135ZM152 153V154H153ZM163 153V154H164ZM170 153V154H171ZM174 153V154H175ZM208 153V152H207ZM210 153V152H209ZM216 153V154H217ZM222 153V152H221ZM250 153V151H248V153L246 154V152H245V154L246 155H248ZM24 153H22V155H23ZM27 154V155H28ZM37 154H39L38 152H37ZM40 154H42V153H40ZM39 154V156H41V158H42V155H40ZM48 154H51V153H48ZM48 154H46V155H48ZM116 154H117V152H116ZM142 154H140V156L142 155ZM150 154H151V152H150ZM151 154V155H152ZM157 154H159V153H157ZM193 154V153H192ZM197 154V153H196ZM213 154V153H212ZM223 154V153H222ZM229 154V153H228ZM235 154L236 153H234V156H235ZM239 154V153H238ZM259 153H257V155H258ZM261 154H262V152H261ZM260 154V155H261ZM22 155H18V156H22ZM73 155V154H72ZM132 155V154H131ZM130 154H129V156H131ZM136 156H137V154H135ZM143 155V156H144ZM146 155H149V153H147ZM146 155H145V157H146ZM150 155V156H151ZM155 155V154H154ZM221 155V154H220ZM224 155V154H223ZM260 155H258L259 157H260ZM264 155V154H263ZM37 156V155H36ZM50 156V155H49ZM52 156V155H51ZM50 156V157H51ZM58 156H59V154H58ZM57 156V157H58ZM61 156V155H60ZM150 156H147V159H149L150 158ZM156 156V155H155ZM166 156H167V154H166ZM166 156H165V158H166ZM177 156V161H178V155L177 154H175V156L174 157H176ZM202 156V155H201ZM204 156V155H203ZM202 156V157H203ZM210 156H211V153H210ZM213 156H214V154H213ZM257 156V158H259ZM25 157V158H24ZM24 157H22V158H24V159H26L27 160V157L24 155ZM33 157V156H32ZM54 157H55V155H54ZM84 157V156H83ZM114 157V156H113ZM119 157V156H118ZM118 157H116V158H118ZM127 157H128V155H127ZM132 157V156H131ZM130 157V158H131ZM149 157V158H148ZM157 157H158V155H157ZM162 156H160V157H158V159H160ZM168 157V156H167ZM171 157H173V154H172V156H170V158L168 157V159H171ZM172 158V159H174V161H176L175 160V158ZM237 157H240V154H239V156H237ZM248 158L250 157V156H247ZM253 157V156H252ZM262 157V156H261ZM260 157V158H261ZM21 158V159H22ZM46 158V157H45ZM88 158V157H87ZM86 158V159H87ZM116 158L114 157V159H115V161H117L116 160ZM124 158V157H123ZM137 158V157H136ZM151 158H153L152 156H151ZM163 158H164V155H163ZM207 158V156L204 158L203 157V160L204 159H206ZM216 158V157H215ZM226 158V157H225ZM229 158V156H227V159ZM235 158V157H234ZM20 159V158H19ZM23 159V160H24ZM32 159V158H31ZM34 159V158H33ZM38 159V158H37ZM36 159V160H37ZM50 159V158H49ZM52 159H53V157H52ZM132 159V158H131ZM138 159V158H137ZM136 159V160H137ZM167 159V160H168ZM171 159V160H172ZM197 159V158H196ZM208 159H209V157H208ZM207 159V160H208ZM212 159V158H211ZM230 159V158H229ZM236 159V158H235ZM234 159V160H235ZM242 158H240V160H241ZM245 157H244V161H245ZM263 159V158H262ZM35 160V161H36ZM45 160V159H44ZM51 160V159H50ZM54 160H56V159H54ZM125 160H126V158H125ZM141 160H146L144 157H143V159H141ZM152 160H154V159H152ZM156 160V159H155ZM162 159H160V161H161ZM206 160V161H207ZM216 160V159H215ZM222 160H224V158L222 159ZM248 160V159H247ZM247 160H246V162H247ZM250 160V159H249ZM252 161H256V159L254 160V158L253 159H251ZM20 161H22V160H20ZM39 161H40V159H39ZM52 161L53 160H51V163H52ZM150 161H151V159H150ZM157 161V160H156ZM173 161V160H172ZM173 161V162H174ZM229 161V160H228ZM228 161H223L224 162V164H225V162H228ZM236 161V160H235ZM235 161H233V158H232V162H229L230 164H228V165H231V168H233L232 167V163L233 162H235ZM242 161V160H241ZM244 161H242V162H244ZM26 162V161H25ZM28 162H29V158H28V161L26 162L27 164H28ZM38 162V161H37ZM47 162H48V160H47ZM57 162V161H56ZM62 162V161H61ZM60 162V163H61ZM123 162H125V161H123ZM122 162V163H123ZM135 162V161H134ZM144 162V161H143ZM154 162V161H153ZM163 162H164V160H163ZM162 162V163H163ZM166 162V161H165ZM168 162V164H170L169 163V161H167ZM197 162H199V160L197 161ZM207 162H209V161H207ZM221 162V164H219V165H222V161H220ZM220 162H216L217 164L218 163H220ZM237 162H239V160H237ZM242 162H240L242 165H239V166H242L243 168H246L245 167V165L246 164H249L248 162L247 163H242ZM263 162V161H262ZM12 163V162H11ZM24 163V162H23ZM33 163V162H32ZM49 163V162H48ZM74 163V162H73ZM90 163V162H89ZM98 163V162H97ZM102 163V162H101ZM118 164L120 163L121 164V162H117ZM136 163L137 164H140V162H138V161H136ZM142 163V162H141ZM156 163H158V161L157 162H155V167L156 166H159V165H161V164H159V165H157ZM212 163V162H211ZM13 164V163H12ZM27 164H25V165H27ZM44 164V163H43ZM54 164H56L55 162H54ZM57 164H59L58 162H57ZM56 164V165H57ZM104 164V163H103ZM115 164H116V162H115ZM125 164V163H124ZM137 164H135V166H137ZM146 164V166H147V164L148 163H145ZM145 164L142 166H140V165H138V166H140V167H142V169L144 170L145 168H148L152 163H149L148 164V166L147 167H145ZM164 164V163H163ZM166 164V163H165ZM164 164V165H165ZM175 164H176V162H175ZM178 165L177 166H179L180 164L179 163H177ZM202 164H203V162H202ZM207 164H209V163H207ZM223 164V165H224ZM239 164V163H238ZM252 164H253V162H252ZM263 164V163H262ZM17 165V164H16ZM31 165H33V164H31ZM61 165V164H60ZM154 165V164H153ZM167 165V164H166ZM165 165V166H166ZM171 166H173L172 165V163L170 164ZM169 165V167H171ZM197 165V164H196ZM213 165V163L210 165V166H212ZM218 165V166H219ZM226 165V164H225ZM251 165V164H250ZM254 166H255V164H253ZM253 165H251L252 167H253ZM261 165V164H260ZM13 166H15V164L13 165ZM12 166V167H13ZM20 166V165H19ZM28 166H30V163L28 164ZM27 166V167H28ZM43 166V165H42ZM51 166H53L52 164H51ZM58 166V165H57ZM128 166V165H127ZM134 166V171L133 172H138V171H136L135 169H136V167ZM174 166H176V165H174ZM177 166H176V168L175 169H177ZM215 166H217V165H215ZM215 166H213V167H215ZM217 166V167H218ZM235 167L237 166V165H234ZM249 166V165H248ZM256 166H259V164L257 165L256 164ZM35 167V166H34ZM55 167V166H54ZM101 167V166H100ZM126 167V166H125ZM161 169H159V171L161 170H165V168H163L162 166H159ZM158 167V168H159ZM198 168H199V166H197ZM212 167V168H213ZM224 167V166H223ZM226 167H228V166H226ZM241 167V168H242ZM261 167V166H260ZM260 167H258L257 169H255L254 170V168H252L253 169V171H255L254 173H256V170H258V169H260ZM14 168V167H13ZM32 168V167H31ZM30 168V169H31ZM79 168V167H78ZM118 168V167H117ZM128 168V167H127ZM163 168V169H162ZM167 168H168V165H167ZM172 168V167H171ZM171 168H169V169H171ZM185 168V169H186ZM196 168V167H195ZM204 168H205V166H204ZM229 168V167H228ZM241 168H239L240 170H241ZM247 168H249V167H247ZM251 168V167H250ZM249 168V169H250ZM10 169V168H9ZM15 169H18L17 167L15 168ZM40 169V168H39ZM57 169H61V168H59V166H58V168ZM101 169V168H100ZM125 170H127L126 168H124ZM129 169V168H128ZM153 169H154V167H153ZM197 169V168H196ZM211 169V168H210ZM218 169V168H217ZM223 169V168H222ZM227 169V168H226ZM226 169H225V171H226ZM237 169V168H236ZM235 169V170H236ZM248 169V170H249ZM261 169H263V166L261 167ZM25 170V169H24ZM32 170H33V168H32ZM45 170V169H44ZM49 170V169H48ZM97 170H98V168H97ZM101 170H103V169H101ZM118 170V169H117ZM121 170V169H120ZM142 170V171H143ZM149 170H152V166H151V168H149L148 170L146 169V170H144V171H147V172H145L146 174L148 173L149 175H148V177L150 176V173L148 172ZM156 170H158V169H154V171H156ZM174 170V169H173ZM172 170V171H173ZM198 170H200V168L198 169ZM197 170V171H198ZM207 170V169H206ZM214 170V169H213ZM220 170V169H219ZM228 170V172L230 173V171H232V169L229 171V169H227ZM245 170V169H244ZM11 171V170H10ZM18 171H22V170H18ZM18 171H17V174H18ZM30 171V170H29ZM34 171H35V169H34ZM49 171H51V170H49ZM48 171V172H49ZM60 171V170H59ZM111 171V170H110ZM142 171H141V173H142ZM161 171H160V173H161ZM171 171V172H172ZM203 171V169L201 170V174L203 173L202 172ZM215 171V170H214ZM237 171H239V170H237ZM251 171V170H250ZM8 172V171H7ZM15 172H16V170H15ZM27 172V171H26ZM31 172H33V171H31ZM38 172V174H39V171H37ZM54 172V171H53ZM99 172V171H98ZM97 172V173H98ZM105 172V171H104ZM151 172V171H150ZM152 172H153V170H152ZM152 172H151V174H152ZM157 172V171H156ZM179 172H180V174H182L181 173V171H180V169H179ZM219 172V171H218ZM217 172V173H218ZM240 172V171H239ZM238 172V173H239ZM243 172V171H242ZM247 172H249V171H247ZM252 172V171H251ZM259 172H260V170H259ZM258 172V173H259ZM263 172V174H264V171H262ZM11 173H12V171H11ZM11 173H9L8 175H9V177H10V175H11ZM20 173V172H19ZM35 172H33V174H34ZM96 173V174H97ZM122 173V172H121ZM135 173H133V175H135ZM140 173V172H139ZM139 173H137V174H139ZM140 173V174H141ZM144 173V174H145ZM158 173V172H157ZM157 173H155V174H157ZM160 173H158L157 175H159ZM176 173H178L177 171H176ZM216 173V174H217ZM221 173V174H220ZM234 174H236L237 172L236 171H234L233 172ZM232 173V174H233ZM237 173V174H238ZM261 173V172H260ZM259 173V174H260ZM14 174H16V173H14ZM13 173H12V182L14 181V180H16L17 178H15L14 180H13V175H14ZM22 174H23V172H22ZM21 174V175H22ZM92 174V173H91ZM140 174L138 175V177L140 178ZM146 174H145V178H146ZM164 174L166 175V170L164 171ZM198 174V173H197ZM205 174V173H204ZM206 174H207V172H206ZM213 174V173H212ZM215 174V173H214ZM219 174L222 176V172L220 171L219 172ZM214 175V176H216V180H217V178L218 177H220V175ZM225 174H227L226 172H225ZM263 174H260L261 176L263 175ZM19 175V174H18ZM21 175H19V177H21ZM51 174H49V176H50ZM56 175H58V174H56ZM119 175V174H118ZM125 175V174H124ZM127 175V174H126ZM157 175H156V178L155 179H157ZM165 175H164V177H165ZM168 176H169V174H167ZM173 176L175 175V173L174 174H172ZM172 175H170V176H172ZM203 175V174H202ZM230 175V174H229ZM241 175V172H240V174H239V176ZM243 176L244 175H248V173L246 174V171H245V174H244V172H243V174H242ZM252 175V174H251ZM255 175V174H254ZM260 175L258 176V174H257V177H260ZM24 176H25V174H24ZM23 176V177H24ZM38 176V175H37ZM41 176H42V174H41ZM46 176H47V174H46ZM48 176V177H49ZM108 176V175H107ZM107 176L105 177V178H107ZM137 176V175H136ZM135 176V178L137 179V177ZM144 176V175H143ZM142 175H141V178L143 177ZM154 174H152L151 175V178L149 177V180L150 179H152V177L154 178ZM160 176L162 177V175L160 174ZM167 176V177H168ZM180 176V175H179ZM207 176V175H206ZM224 176V175H223ZM225 176H228V174L227 175H225ZM235 176V175H234ZM15 177H16V175H15ZM22 177V179H24ZM30 178V180H27V178L25 179V181L24 180H22V181H24V184L26 183V180H27V182L29 181H31V176H29ZM44 177V176H43ZM53 177V176H52ZM128 177H129V175H128ZM133 177V176H132ZM160 177V178H161ZM175 177V176H174ZM229 177V176H228ZM228 177H225V178H227V180L226 181H228V180H230V178H228ZM245 177V176H244ZM247 177H249V175L248 176H246V178ZM255 177V176H254ZM256 177V178H257ZM7 178H8V176H7ZM56 178H57V176H56ZM55 178V179H56ZM96 178H98V176L96 177ZM158 178H159V176H158ZM173 178V177H172ZM178 178H180V177H178ZM222 178V177H221ZM221 178H218L219 179V181H221ZM225 178H222L223 180L225 179ZM236 178V179H235ZM234 178V180H235V182L237 181V179H238V176L237 177H235ZM251 178H253V177H251ZM264 178V177H263ZM10 179V178H9ZM8 179V180H9ZM48 179V178H47ZM101 179H103V178H101ZM155 179H153V181L155 180ZM162 179V178H161ZM160 179V180H161ZM171 178H169L168 180H170ZM174 179V178H173ZM181 179H182V177H181ZM180 179V180H181ZM232 179V181H233V178H231ZM241 179H242V177H241ZM240 179V181H241V183H243L244 182V180H245V182H247V184H248V180H246L245 178H243V181ZM248 179V178H247ZM260 179H262V178H260ZM111 180V179H110ZM132 180V179H131ZM139 179H137L136 181H138ZM148 180V179H147ZM147 180L145 181V184H147L146 182H147ZM149 180H148V182H149ZM164 180V179H163ZM174 180H176V177H175V179ZM183 180V179H182ZM181 180V181H182ZM187 180H188V178H186V182H187ZM216 180H214V181H216ZM223 180L221 181V182H223ZM239 180V179H238ZM251 180H253V179H251ZM250 180V181H251ZM256 180H259V178H257ZM255 180V181H256ZM7 181V180H6ZM17 181H19V178L17 179ZM55 181V180H54ZM59 181V180H58ZM65 181V180H64ZM105 181V180H104ZM113 181V180H112ZM135 181V180H134ZM134 181H132V182H134ZM141 181H143L142 179H141ZM150 181H152V180H150ZM158 181V183L160 184V182L161 181H159V180H157ZM156 181V182H157ZM225 181V180H224ZM231 181V180H230ZM240 181H238V183H240ZM249 181V183H251ZM264 180H262V181H260V182H263ZM8 182V181H7ZM11 182V181H10ZM85 182V181H84ZM109 182V181H108ZM114 182V181H113ZM122 182V181H121ZM127 182H129L128 180H127ZM139 182V181H138ZM166 182V181H165ZM173 182V181H172ZM183 182V181H182ZM218 182V181H217ZM217 182H216V184H217ZM234 182V181H233ZM253 182V181H252ZM257 182V181H256ZM6 183V182H5ZM20 183V182H19ZM36 183V182H35ZM94 183V182H93ZM126 183V182H125ZM150 183V182H149ZM152 183V182H151ZM154 183V182H153ZM152 183V184H153ZM168 183H169V181H168ZM171 183V182H170ZM179 183V182H178ZM184 183H185V181H184ZM184 183H182L184 186H185V184ZM190 183H191V181H190ZM196 183V182H195ZM227 183V182H226ZM230 183V182H229ZM228 183V185H230ZM232 183V182H231ZM255 183V182H254ZM8 184V183H7ZM109 184V183H108ZM113 184V183H112ZM115 184V183H114ZM142 184H144L143 182H142ZM158 184V186L160 187V185ZM223 184V183H222ZM233 184H235V183H233ZM261 184V183H260ZM19 185H22V183H20ZM19 185H17L16 187L18 188V186ZM27 185H28V183H27ZM32 185V182L30 183V186ZM72 185V184H71ZM102 185V184H101ZM100 185V186H101ZM107 185V184H106ZM126 185H128V184H126ZM130 185V184H129ZM134 185V184H133ZM136 185V184H135ZM134 185V186H135ZM139 185V184H138ZM148 185H150V184H148ZM154 185H156L155 183H154ZM154 185H152V186H154ZM163 185V184H162ZM161 185V186H162ZM180 185H181V183H180ZM219 185H221L220 183H219ZM238 185H240V184H238ZM242 185V184H241ZM246 184H244V186H245ZM251 185V184H250ZM261 185H263L264 186V183H262ZM75 186V185H74ZM95 186V185H94ZM104 186V185H103ZM115 186H116V184H115ZM120 186H121V184H120ZM122 186H123V184H122ZM144 186V185H143ZM142 186V187H143ZM151 186V187H152ZM158 186H155V188L154 189H156V187H157V189H156V191H155V195H157V194H159V193H156V192H158L159 191V189L160 188H164V189H166L167 190V192L169 193V191H168V189H171V187L170 186H172L171 184H170V186H169V184L167 185V186H169V188L167 189V186H166V184L164 185V186H162V187H160V188H158ZM184 186H183V189H184ZM226 186V185H225ZM224 186V187H225ZM234 186V185H233ZM236 186V185H235ZM246 186H248V185H246ZM263 186H262V188H263ZM22 187H23V185H22ZM79 187V186H78ZM91 187H93L92 186V184H91ZM140 187V188H139ZM149 187V186H148ZM148 187H147V189H148ZM178 187V186H177ZM180 187V186H179ZM187 187H188V185H187ZM196 187H198V186H196ZM221 187H223V186H221ZM223 187V188H224ZM242 187H243V185H242ZM260 187V186H259ZM15 188V187H14ZM13 188V189H14ZM24 188V187H23ZM29 188V187H28ZM31 188V187H30ZM29 188V189H30ZM115 188V187H114ZM119 188V187H118ZM123 188H124V186H123ZM128 188V187H127ZM134 188V187H133ZM144 188V187H143ZM143 188H141V185H139L138 186V190L139 191H141V189H143ZM186 188V187H185ZM190 189H188V190H190V192H191V188L192 187H189ZM202 188V189H203ZM235 188V187H234ZM239 188H240V186H239ZM239 188H237V190L239 189ZM257 188V187H256ZM261 188V187H260ZM18 189H20L21 190V188H20V186H19V188ZM17 189V192L18 191H20V190H18ZM26 189V188H25ZM25 189H23L22 191H26ZM112 189V188H111ZM132 189V188H131ZM130 189V190H131ZM149 189H151V188H149ZM164 189H162V190H164ZM181 189H182V186H181ZM196 190H197V188H195ZM200 189V188H199ZM225 189V188H224ZM31 190V189H30ZM72 190V189H71ZM137 190V189H136ZM152 190V193L154 192L153 191V188L151 189ZM162 190H160V194H159V196H161L163 193H161V191ZM165 190V191H166ZM187 190V189H186ZM229 190V189H228ZM247 190H249V194H250V191L252 192V198H253V201L254 202H256V203H258V204H264V200H261V199H259V197L257 196V194L258 193H260L261 192V190L259 191V190H257V191H259L257 194H256V192H255V189L253 188V187H248V189ZM264 190V189H263ZM32 191V190H31ZM30 191V192H31ZM36 191V190H35ZM86 191V190H85ZM100 191H101V189H100ZM100 191H99V193H100ZM115 191H116V188H115ZM123 191H124V189H123ZM128 191V190H127ZM127 191H126V195H127ZM143 191H144V189H143ZM142 191V192H143ZM177 191H179V190H177ZM193 192H194V190H192ZM242 190H240V192H241ZM14 192H16V190L14 189ZM16 192V193H17ZM28 192V191H27ZM95 192V191H94ZM93 192V193H94ZM98 192V191H97ZM104 192V191H103ZM116 192H118V191H116ZM122 192V191H121ZM134 192L135 191H133V192H131V193H133L134 194ZM142 192H140L142 195H143V193ZM163 192V191H162ZM187 192V191H186ZM192 192V194H194ZM199 191H197V193H198ZM231 192H232V189H231ZM237 192H239V191H237ZM264 192V191H263ZM23 193V192H22ZM91 193V192H90ZM93 193H92V195H93ZM115 193V192H114ZM120 193V192H119ZM129 193H130V191H129ZM139 192H137V194H138ZM144 193H146V194H149L150 195V191H148V193L146 192V189H145V191H144ZM166 193V192H165ZM164 193V198H165V196H166V194ZM180 193V192H179ZM182 193H184V191H182ZM182 193L181 194H178L179 195V197H178V199L181 197L180 195H182ZM188 194H186V195H189V191L187 192ZM262 193V192H261ZM28 193H26V195L25 196H28L27 195ZM33 194V193H32ZM35 194V193H34ZM85 194V193H84ZM105 194V193H104ZM122 194V193H121ZM136 194V195H137ZM185 194V193H184ZM206 194V193H205ZM240 194V193H239ZM248 194V195H249ZM38 195V194H37ZM101 195V194H100ZM116 195V194H115ZM124 195V194H123ZM129 195V194H128ZM138 195H140V194H138ZM142 195H141V198L140 199H142ZM149 195H148V197H149ZM153 195H154V193H153ZM155 195H154V197H155ZM167 195H169V194H167ZM177 194H176V197L178 196ZM233 195V194H232ZM245 195V194H244ZM243 195V196H244ZM0 196V197H1ZM30 196V195H29ZM33 196H35V195H33ZM104 196V195H103ZM130 196H133L132 194H130ZM130 196H128L129 198H130ZM145 196V195H144ZM172 196V195H171ZM171 196H170V198H171ZM197 196H198V194H197ZM233 196H235V195H233ZM242 196V195H241ZM241 196H239V197H241ZM23 197L24 196H21V200H23ZM89 197H92V196H89ZM124 197V196H123ZM138 198H139V196H137ZM154 197H153V199H154ZM158 197V196H157ZM156 197V198H157ZM161 197H163V195L161 196ZM161 197H158V199L160 198V200L162 199L163 201H164V199L163 198H161ZM176 197H174V199L176 198ZM187 197V196H186ZM190 197V196H189ZM195 198V196H193L192 195V199H194ZM238 197V196H237ZM249 197V196H248ZM247 197V198H248ZM2 198V197H1ZM9 198V199H8ZM25 198V197H24ZM37 198H39V197H37ZM36 198V200H38ZM51 198V197H50ZM108 198V197H107ZM127 198V197H126ZM133 198H135V197H133ZM145 198V197H144ZM143 198V199H144ZM173 198V197H172ZM171 198V199H172ZM181 198H183V196L181 197ZM180 198V199H181ZM207 198V197H206ZM245 197H243V199H244ZM251 198V199H252ZM5 199V198H4ZM20 199V198H19ZM26 199V198H25ZM28 199H30V197L28 198ZM33 199V198H32ZM106 199V198H105ZM110 199V198H109ZM119 199V198H118ZM121 199H122V197H121ZM121 199H120V201H121ZM124 199V198H123ZM137 199V198H136ZM140 199H138L137 200V202H139V200ZM151 199V198H150ZM166 199H168V196H167V198ZM177 199V198H176ZM175 199V200H176ZM225 199H228L229 200V203L227 202V204L228 205H224L223 204V201L225 200ZM236 199H238V198H236ZM249 199V198H248ZM3 200V199H2ZM9 200H11V201H9ZM57 200V199H56ZM60 200V199H59ZM104 200V199H103ZM130 200V203L132 202L131 201V199H129ZM146 200H147V198H146ZM149 200V199H148ZM160 200H158V203H161L162 202V200H161V202H159ZM183 200V199H182ZM181 200V201H182ZM185 200V199H184ZM187 201H188V199H186ZM186 200L185 201H183V205L185 204L184 202H186ZM190 200V199H189ZM238 200H240V199H238ZM250 200V199H249ZM29 201V200H28ZM45 201V200H44ZM55 201V200H54ZM100 201V200H99ZM116 201V200H115ZM120 201H119V203H120ZM136 201V200H135ZM135 201H134V205H132L133 207L132 208H134V206L136 205L135 204ZM153 201V200H152ZM151 201V202H152ZM155 201H156V203H157V200L155 199ZM192 201V200H191ZM190 201V202H191ZM207 201V200H206ZM252 201V202H253ZM2 202V201H1ZM6 202V201H5ZM31 202H32V200H31ZM43 202V201H42ZM97 202V201H96ZM123 202V201H122ZM125 202H126V199H125ZM148 202V201H147ZM146 202V203H147ZM177 202V203H178ZM190 202L188 203V204H190ZM193 202V201H192ZM191 202V203H192ZM202 202H203V200H202ZM240 202H241V200H240ZM245 202H247L246 200H245ZM36 203H37V201H36ZM38 203H40V202H38ZM37 203V204H38ZM47 203V202H46ZM111 203H113L114 204V202H111ZM118 203V204H119ZM133 203V202H132ZM142 203V202H141ZM143 203H144V200H143ZM142 203V205H146L147 207H148V205L150 204H146V203H144L143 204ZM164 203V202H163ZM163 203H161V205L163 204ZM168 203V202H167ZM176 203V202H175ZM186 203V204H187ZM242 203H244V201H242ZM249 203V202H248ZM21 204H23V201H22V203ZM31 204V203H30ZM42 204V203H41ZM49 204H50V202H49ZM60 204V203H59ZM92 204V203H91ZM126 205V203H124L123 202V206H125ZM152 204H153V202H152ZM151 204V205H152ZM165 204H166V202H165ZM169 205H170V203H168ZM185 204V205H186ZM195 205H196V201H195V203H194ZM193 204V206H191V204H190V206L189 207H194L193 209H195V205ZM8 205V204H7ZM14 205V204H13ZM17 205V204H16ZM15 205V206H16ZM40 205V204H39ZM46 205V204H45ZM48 205V204H47ZM46 205V206H47ZM61 205V204H60ZM94 205V204H93ZM99 204H97L96 206L97 207H99L98 206ZM103 206L105 205V204H102ZM111 205V204H110ZM121 205V204H120ZM130 205V206H131ZM141 205V206H142ZM150 205V206H151ZM155 205V204H154ZM167 205V204H166ZM168 205V206H169ZM177 205V204H176ZM181 205V204H180ZM253 205V204H252ZM256 205V204H255ZM12 206V205H11ZM22 206V205H21ZM53 206V205H52ZM107 205H105V207H106ZM115 206V205H114ZM113 206V207H114ZM128 206V205H127ZM130 206H128V207H130ZM149 206V207H150ZM156 207H158L157 205H155ZM160 206V205H159ZM167 206V207H168ZM2 208H3V206H1ZM10 207V206H9ZM42 207V206H41ZM40 207V208H41ZM50 207V206H49ZM109 207H111V206H109ZM122 207V206H121ZM128 207H127V210H129L128 209ZM181 207H182V205H181ZM185 207V206H184ZM260 207V206H259ZM11 208V207H10ZM25 208H27V207H25ZM24 207H23V209H25ZM30 208V207H29ZM35 208H36V206H35ZM37 208H39L38 207V205H37ZM36 208V209H37ZM52 208V207H51ZM50 208V209H51ZM96 208V207H95ZM143 208L144 209H142V210H146V212H147V210L148 209H145V206H143ZM152 208V207H151ZM169 208V207H168ZM170 208H173L174 209V203H173V206L171 205V207ZM187 208H188V206H187ZM262 208H263V206H262ZM15 209H17V207L15 208ZM32 209V207L30 208V210ZM33 209H34V207H33ZM33 209H32V211H33ZM54 209V208H53ZM60 209V208H59ZM102 210H103V208H101ZM106 209V208H105ZM109 209V208H108ZM114 209H116L115 207H114ZM137 209L139 210L140 208H138V206H137ZM150 209V208H149ZM155 209H157V208H155ZM154 209V211H156ZM160 209V208H159ZM182 209H184V208H182ZM189 209V208H188ZM187 209V210H188ZM191 209V208H190ZM256 209H259V208H256ZM18 210V209H17ZM30 210H28V211H30ZM41 210H43V207H42V209H40V211ZM97 210H98V208H97ZM97 210H96V212H97ZM111 210H113L112 208H111ZM125 210V209H124ZM134 210V209H133ZM151 210V209H150ZM172 210V209H171ZM234 210H235V212H234ZM1 211V210H0ZM6 211H7V209H6ZM12 211V210H11ZM20 211H22V210H20ZM47 211H49L48 209H47ZM52 211V210H51ZM82 211V210H81ZM100 211V210H99ZM141 211V210H140ZM154 211H153V213L152 214H154ZM164 211H166V210H164ZM176 211V212H175ZM183 211V212H182ZM3 212V211H2ZM13 212V211H12ZM17 212V211H16ZM31 212V211H30ZM36 212H37V210H36ZM38 212H39V210H38ZM54 212V211H53ZM56 212H58V211H56ZM59 212H61L60 210H59ZM75 212V211H74ZM83 212V211H82ZM101 212V211H100ZM99 212V213H100ZM107 212H108V210H107ZM113 212H115L114 210H113ZM127 212V211H126ZM132 212V211H131ZM131 212L129 211V213H130V216H132L131 215ZM134 212H136V211H134ZM152 211H150V213H151ZM162 212V211H161ZM1 213V212H0ZM19 212H17V218H18V214ZM21 213H23V212H21ZM21 213H20V215H21ZM41 214H42V216L45 214L43 211L42 212H40ZM40 213H39V215H40ZM46 213H48V212H46ZM77 213V212H76ZM84 213V212H83ZM90 213V212H89ZM117 213V212H116ZM129 213L128 214H125V215H129ZM138 213V212H137ZM141 212H139V214H140ZM149 213V219L147 218L146 219V221H145V223L149 220V224L152 226V224H154V223H152L153 222V220H151V223H150V217H152L151 216V214ZM156 213H158V211L156 212ZM163 213H165V212H163ZM27 214V213H26ZM25 214V215H26ZM30 214V213H29ZM32 214H34V213H32ZM97 214H98V212H97ZM100 214H102V213H100ZM105 214V216H106V214H108V213H104ZM113 213H111V215H112ZM160 214V213H159ZM167 214H165V215H167ZM170 214V215H169ZM171 214H173L172 216H171ZM3 215V214H2ZM8 215H10V214H8ZM16 215V214H15ZM46 215V214H45ZM49 215V214H48ZM48 215H47V217H48ZM61 215H63V214H61ZM66 215V214H65ZM77 215V214H76ZM92 215H93V213H92ZM91 215V216H92ZM95 215V214H94ZM93 215V216H94ZM99 215V214H98ZM111 215H108L109 217H111ZM161 215V214H160ZM14 216V215H13ZM22 216V215H21ZM30 216L32 217V215L30 214ZM87 216V215H86ZM86 216H84L83 217V219L85 220L86 218ZM114 216V215H113ZM133 216H134V218H135V214H133ZM138 216V215H137ZM136 216V217H137ZM155 216V215H154ZM153 216V217H154ZM157 216V215H156ZM16 217V216H15ZM26 217H27V215H26ZM25 216L23 217L24 218V220H25V218H26ZM35 217H37L36 215H35ZM80 217H81V221L80 222H82L83 224V226H84V222H83V220H82V215L80 214ZM103 217V216H102ZM139 217V216H138ZM143 217V216H142ZM141 217V218H142ZM158 218L160 217L159 215L157 216ZM156 217V218H157ZM168 217H163V214H162V217L161 218H166L167 220H168ZM9 218V217H8ZM10 218H11V216H10ZM33 218H34V215H33ZM43 218V217H42ZM48 218H50V217H48ZM54 218V217H53ZM61 218H62V216H61ZM76 218V217H75ZM90 218V217H89ZM91 218H93V217H91ZM91 218L89 219V220H91ZM131 218V217H130ZM133 218V219H134ZM2 219V218H1ZM0 219V220H1ZM6 219H7V215H6ZM41 219V218H40ZM47 219V218H46ZM51 219V218H50ZM55 219V218H54ZM58 219V218H57ZM80 219V218H79ZM78 219V220H79ZM95 219H97L96 217H95ZM101 219V218H100ZM99 219V221H100V223H99V225L100 224H102L101 223V220ZM103 219V218H102ZM105 219H107V216H106V218ZM113 220H114V217L112 218ZM115 219H117V218H115ZM138 219V218H137ZM140 219V218H139ZM145 219V218H144ZM152 219V218H151ZM165 219V220H166ZM11 220V219H10ZM14 220H15V218H14ZM13 219H12V224L13 223H15V222H13L14 221ZM21 220H22V218H21ZM20 219H19V222L21 221ZM26 220H27V218H26ZM34 219H32V221H33ZM42 220V219H41ZM45 220V219H44ZM49 220V219H48ZM59 220V219H58ZM72 220V219H71ZM74 220V219H73ZM72 220V221H73ZM88 220V219H87ZM88 220V221H89ZM93 220V219H92ZM108 220H110V218L108 219ZM107 220V221H108ZM128 220V219H127ZM142 220V219H141ZM162 219H160V221H161ZM29 221V220H28ZM30 221H31V219H30ZM31 221V223L33 224V222ZM35 221V220H34ZM52 221V220H51ZM56 221V220H55ZM60 221V220H59ZM67 221V220H66ZM72 221L71 222H69L70 223V226H71V223H72ZM76 221V220H75ZM95 222L94 223H96V221L97 220H94ZM104 221V220H103ZM132 220L130 219V222H131ZM134 221V220H133ZM138 221L139 220H137V223L136 224H138ZM156 221H158V219L156 220ZM3 222V221H2ZM5 222H7V221H5ZM23 222H25V221H23ZM39 222V221H38ZM49 222V221H48ZM63 222V221H62ZM74 222V221H73ZM91 221H89V224H91L90 223ZM93 222V221H92ZM118 223H119V221H117ZM125 222V221H124ZM128 222H129V220H128ZM130 222H129V224H130ZM135 222H136V220H135ZM159 222V221H158ZM163 222H164V220H163ZM169 222V223H168ZM1 223V222H0ZM21 224H22V222H20ZM41 223H43V222H41ZM45 223V222H44ZM47 223V222H46ZM93 223V227L92 228H94V225H96V224H98V222L96 223V224H94ZM105 223V222H104ZM140 223V222H139ZM157 223V222H156ZM155 223V224H156ZM165 223V222H164ZM2 224V223H1ZM6 224V223H5ZM9 224V223H8ZM11 224V225H12ZM49 224H51V223H49ZM48 224V225H49ZM59 224V223H58ZM75 224V223H74ZM77 224L78 223H76V225L75 226H77ZM85 224H87V222L85 223ZM113 224H115L116 225V223H115V220H114V222H113ZM120 224H122V223H120ZM127 224V223H126ZM159 224V223H158ZM158 224H157V226H158ZM161 224H162V222H161ZM10 225V226H11ZM18 225H19V223L17 224V227H18ZM34 225V224H33ZM36 225H38V223H37V221H36ZM44 225V224H43ZM52 225V224H51ZM56 225V224H55ZM63 225V224H62ZM82 225H81V227L79 228L78 227V229H81L82 228ZM92 225V224H91ZM90 225V226H91ZM108 225H110L109 224V222H108ZM114 225V226H115ZM131 227H133L134 225H133V222L131 223ZM148 225V224H147ZM146 225V226H147ZM15 226H16V224H15ZM22 226V225H21ZM23 226H24V224H23ZM30 226H31V224H30ZM30 226H28V227H30ZM39 226H41V225H38V226H36V227H39ZM45 226V225H44ZM50 226V225H49ZM68 226V225H67ZM78 226H80V225H78ZM103 226H104V224H103ZM113 226V225H112ZM117 226H120V225H117ZM123 226V225H122ZM264 226V225H263ZM1 227H3L4 228V225L3 226H1ZM12 227V226H11ZM10 227V228H11ZM20 227V226H19ZM18 227V228H19ZM43 226H41L39 229H41ZM53 227V226H52ZM58 227V226H57ZM60 227V226H59ZM57 228L58 230H60V228ZM64 227V226H63ZM66 227V226H65ZM88 227V226H87ZM96 227H97V225H96ZM107 227V226H106ZM105 227V230L107 231V228ZM136 227H139V225L137 226L136 225ZM134 228V229H137V228ZM150 227V226H149ZM154 227H155V225H154ZM260 227H261V225H260ZM2 228V229H3ZM22 228V227H21ZM21 228L20 229H18V230H21ZM25 228V227H24ZM31 228H33V230H34V227L32 226ZM44 228V227H43ZM42 228V230H44ZM47 228V227H46ZM49 228V227H48ZM47 228V229H48ZM54 228V227H53ZM55 228H56V226H55ZM68 228V227H67ZM75 228H77V227H75ZM91 228V227H90ZM92 228H91V231H92ZM102 228V227H101ZM117 228V227H116ZM128 228V227H127ZM126 228V229H127ZM151 228V227H150ZM149 228V232L148 233H150L151 232V230L152 229H150ZM7 229H9V227L7 228ZM26 229V228H25ZM24 229V230H25ZM35 229H37V228H35ZM69 229V228H68ZM67 229V233L66 234H68L69 233V231H71L72 233L71 234H73L74 232L72 231L73 229H74V227H73V229L72 230H68ZM83 229H84V227H83ZM95 229V228H94ZM99 229V228H98ZM109 229H111V228H109ZM119 229V228H118ZM117 229V230H118ZM4 230H5V228H4ZM3 230V231H4ZM10 230V229H9ZM12 230V229H11ZM17 230V229H16ZM32 230V229H31ZM49 230V229H48ZM50 230L53 232V229H51L50 228ZM58 230H56V231H58ZM65 230V229H64ZM75 230V229H74ZM77 230V229H76ZM86 230V229H85ZM139 230V229H138ZM144 230H145V228H144ZM2 230H0V232H1ZM23 231V230H22ZM26 231V233H27V230H25ZM35 231H37V230H35ZM39 231V230H38ZM61 231H62V229H61ZM79 231V230H78ZM82 231V230H81ZM80 231V232H81ZM87 231V230H86ZM91 231H89L88 230V232H90L91 233ZM95 231V230H94ZM113 231H114V229H113ZM120 231V233L122 232L121 230H119ZM129 232H130V230H128ZM127 231V232H128ZM136 231V230H135ZM147 231V230H146ZM14 232V231H13ZM12 232V233H13ZM21 232V231H20ZM34 232V231H33ZM33 232H29V233H33ZM49 232V231H48ZM52 232H50V233H52ZM54 232H55V230H54ZM88 232H87V234H88ZM100 232H102L101 230H100ZM108 233H109V230L107 231ZM107 232H105L106 233V235H107ZM123 232H125V231H123ZM137 232V231H136ZM7 233H9V232H6V234ZM18 233V232H17ZM46 233V232H45ZM57 233V232H56ZM61 233V232H60ZM81 233H84V231L83 232H81ZM105 233H103V234H105ZM113 233V232H112ZM116 234H117V232H115ZM148 233L146 232V235L148 236L147 238H149V235H148ZM153 233V234H154ZM10 234H11V232H10ZM21 234V233H20ZM20 234H19V236H20ZM24 234V233H23ZM23 234H22V236H23ZM35 234V233H34ZM33 234V235H34ZM41 235H43L42 233H40ZM46 234H48V233H46ZM45 234V235H46ZM58 234H59V231H58ZM62 234V233H61ZM70 234V233H69ZM68 234V235H69ZM76 234V232L74 233V235ZM78 234V233H77ZM96 234H99V232L98 233H96ZM103 234H102V236H103ZM119 234V233H118ZM117 234V235H118ZM124 234V233H123ZM127 233L125 232V235H126ZM129 234V233H128ZM138 234V233H137ZM12 235V234H11ZM30 235V234H29ZM32 235V234H31ZM36 236H37V234H35ZM56 235V234H55ZM81 235V234H80ZM111 235V234H110ZM110 235H108L107 236V238H109V236ZM120 236H121V238H122V235L121 234H119ZM15 236V235H14ZM35 236V237H36ZM52 236V235H51ZM57 236V235H56ZM60 236V235H59ZM58 236V237H59ZM62 236V235H61ZM63 236H65L64 234H63ZM77 236V235H76ZM84 235L82 234V236H80V239L83 237ZM92 236H95V235H92ZM97 236V235H96ZM95 236V237H96ZM129 236V235H128ZM138 236H139V234H138ZM138 236H137V238H138ZM155 235H153L152 237H154ZM4 237V236H3ZM9 237V236H8ZM21 237V236H20ZM28 237V236H27ZM33 237V236H32ZM34 237V238H35ZM48 237H49V235H48ZM68 237V236H67ZM71 237H73V236H71ZM70 237V238H71ZM79 237V236H78ZM77 237V238H78ZM94 237V238H95ZM98 237V236H97ZM118 237V236H117ZM125 237H126V242H128L127 241V236H124L123 238L125 239ZM130 237H132V236H130ZM151 237V236H150ZM10 238V237H9ZM12 238H13V236H12ZM19 238V237H18ZM25 238V237H24ZM29 238V237H28ZM27 238V239H28ZM42 238V237H41ZM49 238H51V237H49ZM52 238H54L55 239V237H52ZM65 238V237H64ZM69 238V237H68ZM85 239L87 238V237H84ZM92 238V237H91ZM90 238V239H91ZM94 238H93V240H94ZM103 238V237H102ZM121 238H117V239H119L118 240V242L120 241V239ZM129 238V237H128ZM2 238H0V240H1ZM4 239H5V237H4ZM7 239V238H6ZM13 239H15V238H13ZM17 239V238H16ZM26 239V238H25ZM37 239V238H36ZM59 239V238H58ZM57 239V240H58ZM77 240V243H79L80 241H82V240H84L85 241V239H81V240ZM88 239V238H87ZM96 239V238H95ZM101 239V238H100ZM103 239H105V238H103ZM114 239V238H113ZM133 239V238H132ZM20 240V239H19ZM39 240V239H38ZM43 241L45 240L44 239V235H43V239H42ZM62 240V239H61ZM76 240V239H75ZM92 240V241H93ZM106 240V239H105ZM108 240V239H107ZM122 240L123 239H121V242H122ZM138 240V239H137ZM148 239H146V241H147ZM153 240V241H154ZM7 241V240H6ZM9 241V240H8ZM10 241H12V239L10 238ZM14 241V240H13ZM24 241V240H23ZM28 241H30L29 239H28ZM27 241V242H28ZM34 241V240H33ZM36 241V240H35ZM34 241V242H35ZM50 241V240H49ZM87 241V240H86ZM92 241H91V243H92ZM96 241V240H95ZM101 241H104V240H102L101 239ZM100 240H98V242H100L99 243V245L101 244V247L103 246V244L105 245V243L104 242H101ZM117 241V240H116ZM139 241V240H138ZM151 241V240H150ZM153 241H152V243L151 244H153ZM37 242V241H36ZM52 242H56V241H53L52 240ZM83 242V241H82ZM97 242V243H98ZM121 242H120V247H121ZM125 242V241H124ZM125 242V244H126V246H127V244L128 243H126ZM136 242V241H135ZM16 243V242H15ZM21 244H22V242H20ZM29 243V242H28ZM46 243V242H45ZM69 243V242H68ZM75 243V242H74ZM73 243V244H74ZM95 243V242H94ZM96 243V244H97ZM103 243V244H102ZM107 243H108V241H107ZM111 244L113 243L112 242V240H111V242H110ZM132 242H130V245H132L131 244ZM134 243V242H133ZM137 243V245H138V247L140 246L139 245V243L138 242H136ZM11 244H12V242H11ZM27 244V243H26ZM35 244V243H34ZM38 244L40 245V241L38 242ZM76 244V243H75ZM86 245L85 246H87V243H85ZM90 244V243H89ZM95 244V245H96ZM114 244H115V242H114ZM125 244L123 245L122 244V246H125ZM9 245V244H8ZM52 245V244H51ZM78 245V244H77ZM76 245V246H77ZM93 245V244H92ZM98 245V246H99ZM107 245H110V244H107ZM136 245V246H137ZM149 245H150V243H149ZM149 245H148V247H149ZM154 245V244H153ZM4 246V245H3ZM24 246H25V244H24ZM61 246V245H60ZM69 246V245H68ZM74 247H75V245H73ZM80 246H82L81 244H80ZM80 246H78L79 248H78V250H80ZM84 246V245H83ZM97 246V245H96ZM112 246H115V245H112ZM111 246V249L112 250H114L115 252H117V250H115V247H112ZM119 246V245H118ZM135 246V247H136ZM6 247V246H5ZM28 247H29V245H28ZM30 247H32V246H30ZM37 247V246H36ZM90 247H92V246H90ZM90 247H89V249H90ZM105 247V246H104ZM110 247V246H109ZM135 247L133 246V250L135 249ZM143 247V246H142ZM18 248V247H17ZM27 248V247H26ZM51 248H52V246H51ZM84 248H86V247H84ZM94 248V247H93ZM99 248V247H98ZM97 248V249H98ZM108 248V247H107ZM114 248V249H113ZM122 248V247H121ZM25 249V248H24ZM100 249H102L104 252H105V250L103 249V247L102 248H100ZM106 249V248H105ZM118 249V248H117ZM124 248H122V250H123ZM126 249L128 250V248L126 247ZM137 249V248H136ZM3 250V249H2ZM13 250V249H12ZM44 250V249H43ZM77 250V251H78ZM84 250V249H83ZM83 250H81V251H83ZM94 250H96V248L94 249ZM99 250V249H98ZM98 250H97V252H98ZM108 250V249H107ZM106 250V251H107ZM121 250V251H122ZM131 250H132V248H131ZM140 250V248H138V251ZM76 251V252H77ZM81 251H80V253H81ZM93 251V250H92ZM101 251V250H100ZM103 251L101 252V253H103ZM111 251V250H110ZM120 251V254H122V256L124 255V252L122 251L121 252ZM129 251V250H128ZM141 251V250H140ZM75 252V253H76ZM85 252H87V254H88V248H87V251H85ZM90 252H91V249H90ZM130 252V251H129ZM151 252V251H150ZM153 252V251H152ZM151 252V253H152ZM10 253V252H9ZM92 253V252H91ZM100 253V254H101ZM131 253V252H130ZM133 253V252H132ZM94 254V253H93ZM99 254V253H98ZM97 254V255H98ZM105 254V253H104ZM108 254H111L110 252L108 253ZM107 254V255H108ZM115 254V258L117 257H119L120 258V255L117 253V255H116V253H114ZM136 254H138V252H136ZM139 254H140V256H141V253L139 252ZM1 255V254H0ZM12 255V254H11ZM28 255V254H27ZM66 255V254H65ZM78 255H80L81 256V254H78ZM83 255H85V254H83ZM82 255V256H83ZM90 255V254H89ZM88 255V256H89ZM129 255V254H128ZM132 255V254H131ZM149 255V254H148ZM60 256V255H59ZM87 256V255H86ZM87 256V257H88ZM96 256V255H95ZM102 256V255H101ZM110 256V255H109ZM126 256H127V252H126ZM125 256V257H126ZM139 258H140V256L139 255H137ZM18 257V256H17ZM56 257V256H55ZM87 257L85 258L84 256H83V258L84 259H87ZM124 257V258H125ZM131 257V256H130ZM136 257V256H135ZM151 257V256H150ZM13 258V257H12ZM27 258V257H26ZM25 258V259H26ZM82 258V259H83ZM97 258V257H96ZM112 258H114V257H110V259H112ZM118 258V259H119ZM128 258V257H127ZM127 258L125 259L126 260V262H128V264H129V262H130V258H128L129 259V261L127 260ZM16 259V258H15ZM14 259V260H15ZM20 259V258H19ZM50 259V258H49ZM59 259V258H58ZM61 259V258H60ZM89 259H90V262H91V259L92 258H90L89 257ZM103 259V258H102ZM117 259V261L119 262H117L118 264H120V260H118ZM137 259V258H136ZM151 259V258H150ZM13 260V261H14ZM81 260V259H80ZM88 260V259H87ZM113 260V259H112ZM83 261H85L86 262V260H83ZM94 261V260H93ZM123 260L121 259V262H122ZM134 261V260H133ZM138 261V260H137ZM142 261H140V264H141V262ZM80 262V261H79ZM88 262V261H87ZM124 262V261H123ZM123 262L121 263V264H123ZM125 262V263H126ZM142 262V263H143ZM45 263V262H44ZM89 263V262H88ZM100 263H103L104 264V262L103 261H101ZM113 263H114V261H113ZM132 263H134V262H132ZM135 263H136V260H135ZM75 264V263H74ZM91 264V263H90ZM93 264V263H92ZM99 264V263H98ZM105 264H107V263H105ZM131 264V263H130Z\"/></svg>","mask_w":264,"mask_h":264},{"label":"rangeland","instance_id":"374dc122","mask_svg":"<svg viewBox=\"0 0 264 264\" xmlns=\"http://www.w3.org/2000/svg\"><path fill=\"white\" fill-rule=\"evenodd\" d=\"M7 1V2H6ZM3 0V3H2V0H0V7L2 8V10L4 9V6H8V5H5V4H9V8H11L12 10H15L16 9V7H17V10H20L21 12L20 13H18L17 12V10H15V12H17L18 14H21L22 12H23V10L21 9V7H20V5H21V3H20V1L19 0H16V2L14 3L13 1H11V0ZM19 1V2H18ZM27 1V2H26ZM11 2V3H10ZM18 2V3H17ZM29 0H22V4L24 3V4H28V5H30L29 3ZM11 4V5H10ZM15 4V5H14ZM20 4V5H19ZM16 5H18V6H16ZM12 6V7H11ZM13 7H14V9H13ZM19 7V8H18ZM0 8V9H1ZM24 13V12H23ZM22 13V14H23ZM23 16H26V14H24ZM173 49V48H172ZM173 52H175V54H177L178 56H180V57H182L181 59L183 60V62L185 63V64H187V66H189L190 68H191V72H192V76H193V78L195 79V87H196V89H197V91L199 92H197L198 93V96H199V101L198 100H196L195 99V97H193V93L190 91V89L187 87V88H185L186 86L185 85H183V83L182 82H179V80H177V79H175L174 80V78H172L171 79V77H167V75H166V73H164L163 71H161V69L160 68H156L155 67V69H154V67H152L151 65H150V63L148 64V62L146 63H144V64H140V66H139V68L142 66V69H143V71L144 72H148V74H149V76H151V78H153V80H151L152 82H154L153 84H152V82H150V80H148L147 82H149V84L147 83V82H145L144 84V86H140V85H143V84H140V85H134L135 86V89H134V86H132V85H127L126 83H124V82H122L120 79H117V83L115 82V81H112V82H114L113 84L111 83V81H109V80H97L98 82L97 83H99V84H104V86H102V85H100V86H97V85H99V84H97L96 83V81H94V84L96 83V85H94V84H92V86L93 87H95L96 89H92L93 87L92 86H89V85H91L90 83H88V84H86V81L85 82H83V83H80L79 82V80H78V78L76 77V75L77 74H74V73H77V72H75V71H72L71 69H69V68H66L67 69V71L65 70V75H67V77L63 80L64 82H62V83H60V86L61 85H63V86H59L58 85V87L55 85V82L53 81H51L52 82V84L50 83V80L49 79H46V77H45V79H46V82H45V79H44V76H41L40 74H38V76H39V78H40V80H39V78H37V83H36V79H33L32 80V78H36V77H38L37 76V74H35V77H34V74H32V73H28L27 72V75L26 74H24V73H22V72H24V71H22L21 70V68H20V70H21V74H23L24 75V79H25V77L26 78H28V77H31V76H29V75H33L32 76V78H29V79H23V76H21V77H19V76H16V78L18 79L17 81H16V84L15 85H17L18 84V81L19 80H21L22 81V84H24L25 83V81L27 82L26 84H24V85H19V84H21V81H19V84H18V89L19 90H17V88L15 87V85H14V87H13V90L14 89H16L18 92V94L20 95V97H19V95H17L16 94V92L15 91H13V90H8L9 92H10V96H12L11 98H12V100L15 98V99H17L18 97L19 98H23L22 96H24V100L22 99V100H20V99H17L16 101H17V104L16 105H18V103H19V100H20V103H19V106L21 105V109H22V107H23V109L21 110H19V109H16V105H15V103L14 102H16L15 100H13L12 102H13V104L15 105V111L17 110V113H18V111L20 112V111H25L26 109L27 110H29L28 109V107L29 108H31L32 110H33V107H35V108H38V109H36L35 110V108H34V114H35V111H36V113L38 112V115H36V117H35V115H33V113H32V115H33V117L30 115V114H28L30 111H31V109H30V111L28 112H21L22 114H23V116L22 117H24L23 119L21 118V116H20V113H19V117L17 116L16 118V124H18V123H20L17 127H18V129H19V133H20V136H22V138H23V136H26V137H24V141L22 140V138H21V140L23 141V144H25V141L28 143V141H29V143H28V145H27V143L25 144V145H23V147H22V145H21V148L23 149L22 151H21V153L19 152V153H17V154H15V155H17V156H13V158H12V160H11V162L13 163H9V164H6V166H7V171L5 172L6 173V175L8 176V178H7V176L6 177H4V181L6 182H4V184L5 185H7L9 188L14 184V182H16L15 184H17V185H19L20 183H22V185H23V187H22V185H19L20 186V188H21V190L20 189H18L19 188V186H18V188L16 187L17 185H14L13 187H11L10 189H12L13 190V194H15V196L16 195H18L19 194V196L17 197L18 198V203H13V202H11V204H10V202H8L7 201V197L6 196H1L0 197V222L2 223H0V230H2L1 232H0V238H2L1 240H0V264H103V263H100L101 261H103L104 262V264L105 263H107V264H118L119 262L117 261V259L119 258H115V254L114 253H116V255H117V253L120 255V258L118 259V260H120V264L123 262V264H128V262H126V258L128 257V258H130V262H129V264L131 263V264H140V261H142L143 260V257H142V255L144 254V253H146L147 254V258L152 262H154V256H155V254H153V253H155V251L157 250V248H156V243L157 242H155V240H154V238L155 239H157V237H156V234L153 232V230L154 229H156V227H159V225L161 226V225H166L167 224V222L166 221H169V222H172V218L169 216L168 217V214H167V211H168V209L170 210L169 212H173V214H174V210L177 208V206H178V204H179V202L178 201H180V204L182 205V207H181V205L179 204V206H178V208L176 209L177 211L180 209V211L181 210H183L184 211V213L185 214H187V213H189L191 210H197V209H199V208H203V210H205V211H207L208 210V208L207 207H209V205H210V202H211V200H212V197L210 196V194H208L206 191H205V189L203 188V186H201V184L198 182V180H195L196 179V177H193V176H191L190 174H189V172H188V170H187V168H186V166L184 165L185 164V162H184V159H183V157H182V150H181V147H180V145H178V142H179V140H183L184 142H185V147H187L186 149H187V151L193 156V162H192V164H194L193 165V167H194V171H195V173H196V175L198 176V177H203V178H207V179H209L211 182H213L218 188H220V190H221V188H222V190H224V191H227L229 194H230V197H232V199L233 200H235L236 202L238 201V203L242 206V204H243V206L242 207H245L246 208V206L247 205H249V206H247V208H249V209H251V207L252 208H254L253 210H255V211H257V212H259L260 214H263L264 215V204H258V203H256V202H254L253 201V198H252V192L250 191V194H249V190H247L248 189V187H253L254 189H255V192H256V194L261 190V192L260 193H258L257 194V196L259 197V199H261V200H264V186L263 185H261L262 183H264V181L263 182H260V181H262V180H264V174H263V172L262 171H264V142H263V140L262 139H264V133L262 134V132H264V128L262 129L261 127H260V124L262 123H264V84H263V82H262V80L264 81V78L263 79H261L260 81H259V83H258V87H256V89H255V91L254 92H256V94L254 95L253 94V96L251 97V98H249L250 96H251V94L248 92V89L249 88H247L246 89V91H242L243 93H245L244 95H242L243 93L242 92H240L239 91V93H237V91L238 90H236V89H238V86H237V84H238V82H237V80H236V77H237V75L239 74V72L236 74V71L234 72V68L232 67V66H227L226 68H224L225 70H222V68L220 69V68H216V66H215V68H214V66H213V64H209L210 63V61L208 60V62H206L202 67H199V69H198V65L195 63V61L191 58V56H188V55H184V53L183 54H181V52H179L178 51V53H176V49L174 48L173 50H172ZM181 54V55H180ZM183 56L185 57L186 56V60L188 61L189 60V62H187V61H184V58H183ZM193 61V64H192V61ZM191 62V63H190ZM143 65H144V67H145V70H144V68H143ZM148 65V67H149V69H147L148 67H146ZM122 65H120L119 66V68L121 67ZM194 66V67H193ZM197 66V67H196ZM196 68V69H195ZM207 68V70H205ZM232 69V70H230V69ZM141 69V68H140ZM142 69H141V71H142ZM149 70V71H147V70ZM193 69V70H192ZM203 69H204V72H203ZM211 69V70H210ZM214 69H215V71H214ZM219 69V71H220V73H218L219 71H216V70H218ZM229 71H227V70ZM17 70H18V74H20V72H19V69H18V66H17ZM70 70V71H69ZM157 70H158V72H157ZM197 70V71H196ZM200 70V71H199ZM201 70H202V72H201ZM154 71V72H153ZM206 71L208 72V73H206ZM211 71H212V73H211ZM223 71H224V74L222 75V73H223ZM225 71H227L226 73H227V75H229V78L228 77H226V75H225ZM68 74H67V73ZM73 72V73H72ZM153 72V73H152ZM156 72V75L158 76L157 78L159 79H157L155 76L156 75H154V73ZM200 72V73H199ZM232 72V73H231ZM233 72H234V74H236V75H234L233 76ZM194 73V74H193ZM230 73V74H229ZM197 74V75H196ZM204 74L206 75V76H204ZM70 75V76H69ZM154 75V76H153ZM161 75H163V76H161ZM195 75V76H194ZM211 75L213 76L212 78H210L211 77ZM225 75V77H223ZM200 76V77H199ZM203 76H204V78H203ZM220 76V77H219ZM231 76H233V77H231ZM43 77V78H42ZM166 77V78H165ZM197 77V78H196ZM202 77V78H201ZM222 77V78H221ZM230 77L231 78H233V79H231L230 80ZM23 80H22V79ZM71 78V79H70ZM72 78H73V80H72ZM150 78V79H151ZM210 78V79H209ZM216 78H217V81L216 82H214V80H216ZM226 78V79H225ZM235 78V79H234ZM31 79V80H30ZM42 79V80H41ZM67 79V80H66ZM69 79V80H68ZM76 79V80H75ZM154 79H156V80H154ZM163 79V80H162ZM164 79H165V85L164 84H161L163 81H164ZM196 79H197V81H196ZM221 79V81H219ZM225 79V80H224ZM28 80H30V81H33V83L31 82H29L31 85L32 84H37V85H40L41 86V84H42V86H41V88L43 89H41L40 88V86H38V87H36V89H34L35 87H34V85H32V86H30L29 85V83H28ZM167 80V81H166ZM208 80H210V81H208ZM227 80H228V84L226 83L227 82ZM23 81H24V83H23ZM45 82V85H44V82ZM48 81V82H47ZM121 81V82H120ZM159 83H158V82ZM161 81V82H160ZM177 83V86H176V84H175V82ZM204 81V82H203ZM212 81V82H211ZM229 81H232V83L231 82H229ZM38 82H40V83H38ZM70 82V83H69ZM73 82V83H72ZM75 82H78V83H80L79 84V86H78V83H75ZM101 82V83H100ZM109 82L112 84V86L114 85V87L116 86L117 88V90H115V89H113L114 87H111V86H109L108 84H109ZM155 82H156V84H158V86H157V89H156V85H155ZM207 82H209V85H208V83ZM218 82V83H217ZM220 82V83H219ZM223 82H225V83H223ZM237 83V84H233V83ZM262 82V83H261ZM5 85H4V84ZM48 83L50 84L49 85V87H48ZM69 84V87H68V84ZM92 83V82H91ZM116 83V84H115ZM119 83V84H118ZM122 83V84H121ZM148 85H147V84ZM164 83V82H163ZM179 83V84H178ZM200 83V84H199ZM215 83V85L217 84V88L215 87H213L212 86V84H214ZM231 83V84H230ZM1 84H3L4 86H3V88H1V89H3L4 90V88L6 89V83L2 80V83L0 82V87H2V85ZM53 84L55 85L54 87H53ZM77 84V85H76ZM124 84V85H123ZM198 84V85H197ZM263 84V85H262ZM26 85H27V87H26ZM67 85V86H66ZM75 85V86H74ZM87 85V86H86ZM106 85V86H105ZM118 85H119V87H118ZM123 85V86H122ZM146 85H147V87L149 88V91H152V90H154L153 88L155 87V90H156V93H158V96H157V94L155 95V90L154 91H152L151 93H154V94H152L151 95V93L149 94V91L147 90V87H146ZM152 85V86H151ZM160 85V86H159ZM173 85V86H172ZM199 85L201 86V87H199ZM203 85V86H202ZM220 85V86H219ZM225 85V87L227 88H223L222 86H224ZM233 85V86H232ZM19 86H21L20 88H19ZM23 86L24 87H26V89L24 90V88H23ZM30 86V87H29ZM65 86V87H64ZM80 88H78V87ZM82 86H83V88H82ZM104 87V88H102V87ZM126 86V87H125ZM176 86V87H175ZM183 86H185V87H183ZM237 86V87H236ZM34 87V88H33ZM51 87V88H50ZM53 87V88H52ZM66 88L65 90H64V88ZM73 87H75V88H73ZM86 87V88H85ZM89 87H91V89L89 88ZM107 87V88H106ZM109 87V88H108ZM122 87H124V89L126 88L127 89V87H129L128 88V90H124ZM130 87L132 88L133 87V91L135 90V91H137L138 93H140L141 92V88H142V92L140 93V96H138V93L136 92L135 93V91L134 92H129V90H130ZM146 87V88H145ZM152 87V89L150 90V88ZM158 87H159V89H160V91L158 90ZM161 87V88H160ZM179 89H178V88ZM211 87V88H210ZM219 87H220V89H219ZM222 87V88H221ZM230 87H232V88H230ZM233 87H235L236 89H233ZM23 88V90L24 91H22V90H20V89H22ZM31 88V89H30ZM45 88V89H44ZM48 90H52V91H48ZM50 88V89H49ZM58 88L59 89H61L60 90V94H62L63 95V97L65 98V97H67L68 95H69V97L71 98V99H69V97H67L66 98V100H64L63 99V97H62V95H57V91H58ZM67 88H69V89H67ZM73 88V89H72ZM85 88V89H84ZM101 88H102V91H101ZM107 89V91H109V93H110V95H114L115 93V95L117 96L118 95V92H120V91H118L119 90V88L121 89V93L119 94V96H117V100H116V96H109L108 94H107V91H106V89ZM112 88V89H111ZM138 88L140 89V91L138 90ZM163 88V89H162ZM170 88V90L171 91H173L172 93H171V91L170 90H168ZM199 88H200V90H199ZM205 90L204 92H203V89ZM32 89H34V90H32ZM41 90L42 91V93L44 92L45 93V91L47 90V92L44 94H40V91L39 92H37V93H39L41 96L39 97V94H35V95H33L34 93H36V91L37 90ZM77 90V91H75V90ZM88 89H89V93H88ZM98 89V90H97ZM105 89V90H104ZM109 89V90H108ZM113 91V90H115V91H113L112 93H111V90ZM137 89V90H136ZM145 89H146V91H145ZM175 89H177V90H175ZM208 89V90H207ZM211 89H214V90H211ZM218 89H219V93H217L218 92ZM224 89V90H223ZM233 89V93H234V95H233V93L231 94V91L230 90H232ZM31 90V91H30ZM53 90L55 91V92H53ZM69 90V91H68ZM80 90V91H79ZM87 90V91H86ZM163 90H165V91H163ZM174 90H175V93H174ZM187 90H188V92H187ZM221 90V91H220ZM222 90H223V94H221L222 93ZM229 91L228 92V94L229 95H226L227 94V91ZM236 90V91H235ZM261 90V91H260ZM263 90V91H262ZM23 92V95H22V93H20V92ZM34 91V92H33ZM62 91H65V92H62ZM66 91H67V93H66ZM71 91V92H70ZM72 91L74 92V93H72ZM85 91V92H84ZM91 91V92H90ZM99 91V92H98ZM106 91V92H105ZM128 91V92H127ZM130 91H132V89L130 90ZM143 91H145L146 92V95H145V93L143 92ZM148 91V92H147ZM158 91V92H157ZM167 91V92H166ZM181 91V92H180ZM190 91V92H189ZM212 91H215V92H212ZM12 92V93H11ZM14 92H15V95H14ZM26 92H29V93H27L26 94ZM49 92H51V93H49ZM79 94H78V93ZM90 94V96L87 94ZM97 93L98 92V95L96 94V98H95V95L93 94V93ZM101 92V93H100ZM104 92H105V94H104ZM126 92H127V100H126V96H125V94H126ZM165 92H166V94H165ZM181 93V95H180V93ZM202 92V93H201ZM209 92H211V93H209ZM221 92V93H220ZM225 92V93H224ZM53 93H56V94H53ZM66 93V95H64ZM75 93L77 94V95H79L78 96V99H80V100H76V101H79V102H77L76 103V101L75 100H73V99H77V97H76V95H75ZM82 93V94H81ZM106 95L105 97H104V95ZM133 93H135L136 95H137V97L140 99L139 101H137L138 100V98L136 97H134V95H133ZM143 93H144V95H143ZM164 93V94H163ZM168 93V94H167ZM174 93V94H173ZM204 93V94H203ZM206 93H207V95H206ZM216 93L218 94L217 95V97L215 96L216 95ZM237 93V94H236ZM249 93V94H248ZM257 93L259 94V95H257ZM261 93V94H260ZM25 94H26V96H25ZM30 94V95H29ZM73 94V95H72ZM160 94V95H159ZM170 94H172V97H171V95ZM179 94V95H178ZM185 94H186V96H185ZM212 96H210V95ZM221 94V95H220ZM240 94V95H239ZM263 94V95H262ZM28 95V96H27ZM32 95V96H31ZM36 95H38L37 97H36ZM47 98H45L44 96ZM53 96L52 98H53V100L52 99H49V96ZM57 95L58 97H55V96ZM91 95H93L94 96V101H92V98H93V96H91ZM102 95V98H99L100 96ZM122 95V96H121ZM123 95H124V99H123ZM130 95V96H129ZM135 95V96H136ZM142 95V96H141ZM148 95V96H147ZM149 95H150V97H152L151 99H150V97H149ZM161 95H162V97H161ZM163 95H164V97H163ZM173 95H175L174 97H173ZM224 97H223V96ZM15 96H18V97H15ZM29 96L31 97V98H29ZM33 96H35V98H40V100L39 101H41V103L43 102V100H44V103H47V101H48V103L47 104H44L43 103V106L44 107H42L41 106V108H40V105H41V103H39V102H37L38 100L37 99H35L34 100V97ZM72 96H74V97H76V98H72ZM82 98H81V97ZM85 96V97H84ZM109 96V97H108ZM131 96H133V102H132V100L130 99L131 98ZM144 96H146L147 98H149V100H152L153 101V99H154V101L151 103L150 102V104H149V106H148V99L146 98V97H144ZM167 96H169V97H167ZM188 96V97H187ZM221 97V100H219L218 99V97ZM226 96H228L227 98H226ZM237 96V97H236ZM241 96V97H240ZM245 96H247V97H245ZM255 96H256V98H258V101H256L255 102V100H254V98H255ZM27 97V98H26ZM43 97V98H42ZM55 97V98H54ZM83 97L85 98V99H83ZM87 97V98H86ZM91 97V98H90ZM107 97H108V99H107ZM113 97V98H112ZM121 97V98H120ZM142 97H144V100L142 99L141 100V98ZM157 97V98H156ZM177 97V98H176ZM180 97V98H179ZM183 99H182V98ZM191 97V98H190ZM200 97H202L201 98V100H200ZM207 97H208V101L206 100L207 99ZM215 97H216V100H218V103H217V101L216 100H213V98L215 99ZM229 97H231V98H229ZM259 97H262L261 99L259 98ZM45 98V99H44ZM146 98V99H145ZM161 98L162 99H166V100H168L167 102L166 101H162L161 100ZM170 100H169V99ZM206 98V99H205ZM209 98H211V99H209ZM229 98V100H227V101H229V102H226V99H228ZM238 98V99H237ZM248 100H247V99ZM255 98V99H256ZM26 99H28V101H26ZM31 99H33V101H35L34 103L32 102V100ZM55 99V100H54ZM56 99H58V101L56 100ZM88 99H90V100H88ZM103 100V103H101L99 100ZM105 99H107L108 100V102H109V106H110V104H112V108L114 107V109H112L111 108V106H110V108L112 109H109V106H107L108 104H107V102H106V100ZM112 99V100H111ZM114 99H115V101H114ZM123 99V101H121ZM136 99V100H135ZM157 99V100H156ZM158 99H159V101H158ZM173 99V100H172ZM180 99H182L181 101H180ZM231 99V100H230ZM236 99V100H235ZM241 99V100H240ZM246 99V100H245ZM29 100H30V102H29ZM37 100V101H36ZM51 100V101H50ZM70 100V101H69ZM81 100H82V102H84V103H82L81 102ZM85 100V101H84ZM87 100H88V102H87ZM119 100L121 101L120 103H119ZM127 102H126V101ZM147 102H146V101ZM176 100V101H175ZM195 100V101H194ZM202 100H205V102L204 101H202ZM210 100L213 102H210ZM252 100H253V102H252ZM260 100H262L263 101V103H262V101H260ZM24 101H25V103H24ZM46 101V102H45ZM50 101V102H49ZM64 101V102H63ZM66 101V102H65ZM71 101H72V103H71ZM74 101V102H73ZM90 101V102H89ZM92 101V102H91ZM97 102V101H99L100 103H95L97 106L95 107V104H94V102ZM105 101V102H104ZM110 101H111V103H110ZM114 101V102H113ZM117 101V102H116ZM129 101H131L130 103H129ZM135 101V102H134ZM141 101V102H140ZM144 101V102H143ZM175 101V102H174ZM207 101V102H206ZM214 101H216L215 103H214ZM219 101H224V102H222V104H221V102L219 103ZM234 101V102H233ZM28 104H27V103ZM55 102H56V104H55ZM58 102H60V106H61V108L60 107H58L57 106V104H58ZM62 102H63V104H65V106L62 104ZM70 104H68V103ZM113 102V103H112ZM123 102V104H121ZM137 102H139V103H141V104H138L137 106H138V110L139 109H141V107H143L142 106V104H144L145 102H146V104H147V106L145 105L144 107H143V109H145L144 111L142 110H139V111H137V106H136V103ZM143 102V103H142ZM179 102H181L180 104V108H177V106L179 107ZM202 102H203V104L204 105H208V106H204L203 104H202ZM244 102V103H243ZM255 102V104L253 105V103ZM21 103H23V106H22V104ZM33 103V105H29V104H32ZM36 103V104H35ZM55 104V106H53L54 104ZM82 105H80V104ZM87 105H86V104ZM94 105H93V104ZM106 103V104H105ZM118 103V104H117ZM127 103H128V106H127ZM135 103V104H134ZM154 103V111H155V113H154V115H152L153 114V112H152V114L150 113V112H147L148 110L147 109H149V111L150 110H152V108L150 109V107H152V105L151 104H153ZM157 103H159V105L157 104ZM167 104L168 105V107L170 108V114H171V118H172V120H171V122H169L168 121V119H167V116H168V113L166 112V111H163L164 109H163V107L161 106L162 104ZM169 103V104H168ZM170 103H172V104H170ZM201 103V104H200ZM206 103V104H205ZM223 103H225V104H223ZM226 103H228L229 105H230V108H235L236 109V111H234L235 109H229V107H228V109H227V106H229L228 104H226ZM235 103V105H233V107H232V104H234ZM252 103V104H251ZM25 104L27 105V108H26V106H25ZM39 104V107L37 106ZM48 104H50V105H48ZM67 104V105H66ZM72 104H73V106H72ZM90 104L92 105V106H90ZM100 104H102L103 105V107H102V105L100 106ZM105 104V105H104ZM115 104V105H114ZM132 104V105H131ZM133 104L135 105V106H133ZM185 104V105H184ZM187 104H189V105H187ZM211 104H215L214 106L213 105H211ZM216 104H217V106H216ZM222 105V106H220L219 107V105ZM240 104H242L241 105V107H242V110H240L241 109V107H240ZM247 104L249 105L248 107H247ZM260 104V105H259ZM263 106H262V105ZM114 105V106H113ZM116 105H117V108H116ZM122 105V106H121ZM125 105V106H124ZM140 105V106H139ZM155 105H156V107H155ZM173 105H174V107H173ZM184 105V106H183ZM200 105V106H199ZM202 105H203V107H202ZM251 105H253V107L251 106ZM46 106L48 107V106H50V107H48V109L46 108ZM62 106H63V109H62ZM79 106L81 109L80 110H82V109H84V110H82V111H84L83 113H82V111H80L79 112V107L77 108V107ZM87 106H89V107H87ZM192 106H193V108H192ZM198 106V107H197ZM235 106V107H234ZM238 106V107H237ZM245 106V107H244ZM255 106V107H254ZM257 106V107H256ZM59 108L58 110L60 111V113L61 114H59V111L56 109V108ZM67 107L69 108V109H67ZM77 109L76 111H75V108ZM84 107V108H83ZM93 107V108H92ZM95 107V108H94ZM99 107V108H98ZM105 107H106V109H105ZM122 107V108H121ZM125 107V108H124ZM126 107H127V109H129V110H127V111H125L126 110ZM128 107H130V108H128ZM149 107V108H148ZM173 107V108H172ZM204 107H205V109H204ZM218 107V108H217ZM251 107V109H249ZM263 109H262V108ZM17 108H19V107H17ZM47 109L46 111H45V109ZM53 109V110H50V109ZM70 108H72V109H70ZM91 108V109H90ZM96 108H98L97 110H96ZM104 109V111H102L103 109ZM107 108H108V110H110V112L109 111H107ZM118 108H119V111H118ZM134 108V109H133ZM147 108V109H146ZM159 110L158 111V113H157V110ZM192 108V109H191ZM215 110H214V109ZM237 108H239V109H237ZM259 108V109H258ZM42 109H44V110H42ZM55 109L57 110V111H55ZM66 109V110H65ZM90 109V110H89ZM121 109H123V111H122V113H121ZM125 109V110H124ZM177 109H179V110H177ZM189 109H190V111H189ZM224 109V110H223ZM258 109V110H257ZM39 110V111H38ZM71 110H73V112L71 111ZM86 110H88V111H86ZM91 110H93L94 112H96L95 114L96 115H94V114H92V113H94L93 111H91ZM99 110V111H98ZM116 110H117V112H116ZM132 110H135V111H132ZM173 110H175L174 111V113L172 112ZM183 112H182V111ZM209 110V111H208ZM251 110V111H250ZM262 110V111H261ZM40 111H42V112H40ZM48 111V113L50 112V114H48V113H45V112H47ZM56 114H54L52 117L54 118L53 120H54V122H52V119L50 118V116H51V113L53 114V112ZM63 111H64V113H63ZM67 111V112H66ZM69 111V112H68ZM91 111V112H90ZM178 111H180V115H181V113H182V115H184V116H180L179 114H177L178 113ZM186 111V112H185ZM189 111V112H188ZM193 111V112H192ZM195 111V112H194ZM202 111H203V113H204V115H202L203 113H202ZM207 111V112H206ZM214 111V112H213ZM221 111V112H220ZM229 111H231L230 113H229ZM242 111V112H241ZM246 111H247V113H246ZM57 112V113H56ZM66 112V113H65ZM72 114H71V113ZM87 112H88V114H87ZM98 112H100V113H98ZM104 112V113H103ZM106 112H107V120L105 119L106 117H104L105 115H106ZM115 113V115H114V113ZM124 112H129L130 114L131 113H136V114H134V115H137V116H133V114H131V118H130V115H127V113H124ZM138 112V113H137ZM142 112H144V113H149V116H147V113L145 114L148 118H147V120L148 121H150L149 122V124L147 123L148 121H146V122H144V123H146L145 125H144V123L143 122H140V120H141V118H140V114H141V116H143L142 118L144 119V115H142ZM211 112V113H210ZM235 112H237V114L235 113ZM244 112H245V114H244ZM252 112V113H251ZM263 112V113H262ZM27 113V114H26ZM31 113V112H30ZM42 113V114H41ZM77 113V114H76ZM84 113H85V116H84ZM101 113H103L102 115H101ZM111 113L115 116V117H117L116 118V120L115 121H117V124L115 123V121H114V119H115V117L113 116V115H111ZM120 113V114H119ZM128 113V114H129ZM140 113V114H139ZM156 113H157V117L159 118V120H162V122L161 121H157V120H155V119H153V120H155V121H153V122H155L156 123V126H158L159 125V123H160V125H159V127H157L158 129H156V126H153V122H152V118L151 117H155V115H156ZM167 113V114H166ZM176 113V114H175ZM189 113V114H188ZM191 113V114H190ZM194 113V114H193ZM196 113V114H195ZM201 113V114H200ZM214 113V114H213ZM224 113V114H223ZM227 113V114H226ZM229 113V114H228ZM233 113L235 114V115H233ZM238 113H239V115L241 116V118L238 116ZM251 113V114H250ZM257 113V114H256ZM259 113V114H258ZM260 113H262V114H260ZM21 114V115H22ZM25 114H26V117H25ZM41 114V115H40ZM67 114H69L70 116H68ZM76 115V117L75 116H73V115ZM98 114H99V116H98ZM110 114V115H109ZM121 114H125V117L124 116H122ZM164 116H163V115ZM175 114V115H174ZM193 114V115H192ZM198 114V115H197ZM206 114V115H205ZM211 114H213V115H211ZM222 114V115H221ZM30 115V116H29ZM43 115V116H42ZM47 115V116H46ZM60 115V116H59ZM78 115V116H77ZM80 115L82 116V117H80ZM109 115V116H108ZM117 115V116H116ZM122 116V118H120V121L121 122H124L123 123V125H124V127L125 128H123L124 129V131L126 130V133L124 134V131H122V124H120V122H118L119 121V118H118V116L119 117H121ZM177 115V116H176ZM189 115H191V116H189ZM201 115V116H200ZM211 115V116H210ZM217 115H218V117H217ZM225 115H227V116H225ZM229 115V116H228ZM230 115L231 116H233V117H230ZM237 115V116H236ZM250 115V117H248ZM251 115H253V116H251ZM257 115V116H256ZM258 115H261L260 117L258 116ZM27 116H29L28 118H32V119H35V121H37V120H39V119H41V120H43L42 119V117H44V116H46V119H44V121H40L37 125L35 124V123H37V122H35V121H33V123H32V120L31 119H29V120H31V124L30 123H28V122H30L29 120H27L28 118H27ZM42 116V117H41ZM58 116V117H57ZM84 116V117H83ZM93 116V117H92ZM96 116V117H95ZM101 116V117H100ZM112 116H113V118H112ZM127 116H129V118H127ZM188 116V117H187ZM195 116H200L199 118L197 117L196 119L194 118ZM202 116H205V117H202ZM213 116H215V117H213ZM235 116V117H234ZM245 116V117H244ZM38 117V118H37ZM59 117L61 118V119H59ZM63 117V118H62ZM66 117H67V120H65L66 119ZM71 118V119H69V118ZM75 119H73V118ZM82 118L83 120H81L80 121V118ZM88 117H92L91 118V120H89L88 119ZM97 117H99V118H97ZM104 117V118H103ZM134 117V118H133ZM137 117V118H136ZM151 119H150V118ZM207 117H210L209 119H207L208 120V123L210 122V120H211V122H210V124L212 125V127H211V125L209 126L208 124H207V121H206V118ZM216 117H217V119H216ZM221 117V118H220ZM223 117V118H222ZM229 117L231 118V123L229 122L230 121V119H229ZM237 117V118H236ZM247 117V118H246ZM254 117V118H253ZM255 117H257V119L255 118ZM263 117V118H262ZM18 118H20V120L18 119ZM37 118V119H36ZM45 118V117H44ZM58 118V119H57ZM79 118V119H78ZM94 118V119H93ZM96 118V119H95ZM103 118V121L101 120V119ZM129 120V122L131 123V124H127V123H129L128 122V120ZM133 118V120L134 121H136V120H138L137 122H136V124L140 127V134H139V138H138V140L140 139V140H143V145H140V144H142V141L141 142H138V140H137V137H136V135L139 133V132H135V130L133 131V129H135V128H137L136 129V131H138V127H136L135 125L136 124H134L135 122L133 121V120H131ZM156 118V117H155ZM158 118H156V119H158ZM161 118V119H160ZM165 118V119H164ZM180 118H183L182 119V122H181V120H180ZM185 118V119H184ZM205 118V119H204ZM225 118V122L223 121V119ZM239 118V119H238ZM260 118H262V120L260 119ZM23 121H22V120ZM24 119H26V120H24ZM48 119V121H50L51 120V122H50V124H49V122L48 121H45V120H47ZM69 119V120H68ZM100 119V121H101V123H100V121H98V120ZM118 119V120H117ZM126 119V120H125ZM150 119V120H149ZM195 119V120H194ZM201 119V120H200ZM202 119H204V121H205V123H206V127L204 126L205 124H204V122H202L203 120ZM228 119H229V121H228ZM241 119H243V120H241ZM249 119V120H248ZM253 119V120H252ZM255 119H256V121H255ZM62 121V124H61V121ZM77 120H79V121H77ZM89 120V121H88ZM104 120H106V122L104 121ZM113 120V121H112ZM145 120V119H144ZM143 120V121H144ZM173 120H174V122H173ZM176 120H177V122L179 123H176ZM180 120V121H179ZM200 120V122H198L197 123V121H199ZM215 120V121H214ZM217 120V121H216ZM221 120H222V122H221ZM234 121V125L233 126H236V128H234L233 126H231V124H233V121ZM236 120H237V122H236ZM241 120V121H240ZM244 120H246L245 122H244ZM250 120H252V121H250ZM257 120H259L258 122H257ZM17 121H19V122H17ZM25 121V122H24ZM59 121H60V123H59ZM64 121H66V123L64 124ZM68 121V122H67ZM76 121L77 122H79V123H76ZM109 121V122H108ZM132 121H133V123H132ZM192 121V122H191ZM194 121V122H193ZM214 121V122H213ZM240 121V122H239ZM22 122H24L23 123V125H26V124H29L28 126L26 125V126H24L25 127V129L24 128H21V127H23L22 126ZM35 122V123H34ZM43 124H42V123ZM45 122V123H44ZM48 122V124H49V126L46 124ZM57 122V123H56ZM87 122V124H85ZM97 122H99V123H97ZM105 122V124H103V123ZM111 122H113V124L111 123ZM138 122H139V124H138ZM157 122H159L158 124H157ZM168 122V123H167ZM220 124L221 123V125H223L222 123L224 122V125L223 126H220L219 125V127L218 126H215V124L216 125H218V123ZM229 122V123H228ZM236 122V123H235ZM250 122H251V124H250ZM254 122V123H253ZM54 123H55V125L56 126H54ZM67 123H69L68 124V127L72 130L71 131V133H69V130H67V128L68 127H66L67 125ZM80 123H81V125H82V128H81V126H79L80 125ZM108 123H109V126H108ZM142 123V124H141ZM150 123H151V125H150ZM155 123H154V125H155ZM162 123V124H161ZM163 123H165V126H164V124ZM225 123H227V124H225ZM238 123V124H237ZM242 123V124H241ZM256 123L257 124H259V126L258 125H256ZM33 124V125H32ZM36 125V129H35V127H33V126H35ZM39 124H41L40 126H42L43 127V125H44V127L46 128H40V127H37ZM53 124V125H52ZM59 124H60V126H59ZM75 124L78 126V127H80L79 129L81 130L82 129V131H80L78 128H77V126H75ZM84 124V125H83ZM88 124H90V126H88ZM102 124V125H101ZM117 126H116V125ZM134 124V125H133ZM140 124H141V126H140ZM149 125L150 126V128H149V126L148 127H146V125ZM169 124V125H168ZM172 124V125H171ZM176 124V125H175ZM190 124V125H189ZM198 124V125H197ZM202 124H204L203 126H201ZM229 124H230V126H229ZM240 124V125H239ZM248 124V126H246ZM254 124V125H253ZM261 124V125H262ZM46 125H47V127H46ZM58 125V126H57ZM63 125V126H62ZM128 125V126H127ZM179 125V126H178ZM196 125V126H195ZM213 125H214V127H213ZM237 125L239 126V128L237 127ZM253 125V126H252ZM21 126V127H20ZM29 126H31V127H29ZM51 126V127H50ZM52 126H54V127H52ZM72 126V127H71ZM93 128H92V127ZM105 126H107V127H109V129H107V127H105ZM114 126H115V128H114ZM119 126H120V129H119ZM134 126V127H133ZM145 128H144V127ZM175 126H177V127H175ZM181 126V127H180ZM201 126V127H200ZM224 126H227V129L224 127ZM263 126H264V124H263ZM26 127H29L28 129L29 130H26L27 128ZM60 127V128H59ZM62 127H64V128H66V129H64V128H62ZM108 130V131H106V129ZM129 127H130V129H129ZM142 127L144 128V129H142ZM152 127V128H151ZM154 127V128H153ZM166 127V128H165ZM170 127V128H169ZM196 127V128H195ZM203 127V128H202ZM216 127V128H215ZM221 127H222V131H223V135L225 134V133H227V137L224 135V136H222L221 134H222V132H221ZM228 127H231V128H229L228 129ZM243 127V128H242ZM244 127H245V129L247 130H245L244 129ZM250 127H252V128H250ZM32 128V129H31ZM39 128L40 129H45V130H39ZM49 128H53V132L51 131V129H49ZM56 128V129H55ZM59 128V131H57V129ZM68 128V129H69ZM77 128V129H76ZM90 128V129H89ZM110 128H111V130H110ZM117 128H118V132H117ZM148 128H149V130H148ZM165 128V129H164ZM167 128H169L168 130H167ZM173 130H172V129ZM176 128V129H175ZM177 128H179V129H177ZM199 128V129H198ZM206 128V129H205ZM214 130H213V129ZM218 128L220 129V131L219 132H221V133H219V132H217L218 131ZM241 128H242V130H241ZM255 128H257L260 132H261V134H260V136H262V137H260L259 135H258V133H260L257 129H255ZM260 128V129H259ZM17 129V130H18ZM21 129V130H20ZM25 131H24V130ZM30 129H31V131H30ZM33 129H35V131L33 132V134H32V131H33ZM48 129H49V132H48ZM61 129V130H60ZM86 131H85V130ZM89 129V130H88ZM103 129H104V132H103ZM115 129V131H113ZM162 129V130H161ZM163 129H164V131H163ZM185 129V130H184ZM191 129V130H190ZM201 129H205V130H201ZM214 131V132H212V130ZM230 129H236L235 130V132H237V133H235L234 135H232V133H234V131H229ZM254 129V130H253ZM36 130H39V131H42V132H44V133H42L43 135H47L46 136V139L44 138L45 136H43V138H42V136L40 135V133H39V131H36ZM56 132H55V131ZM67 131V134L69 133L70 134V136L69 135H65V131ZM73 130H74V133L76 132L75 130H77V131H79L78 133H80V134H78L77 132L74 134V133H72L73 132ZM90 130H92V131H90ZM99 130V131H98ZM109 130H110V133H109ZM143 130H145V132L143 133ZM146 130H148L147 132H149L150 130V132H149V134L152 132V130H153V132L154 131H156V133L154 134V136H152V135H149V134H147V132H146ZM167 130V131H166ZM173 132H172V131ZM175 130H180V133L181 134H179V131H175ZM209 130V131H208ZM225 130H227V131H229V132H227V131H225ZM239 130V131H238ZM245 130V131H244ZM257 130V131H256ZM26 132V134H21V132L22 133H24V132ZM28 131V132H27ZM31 133H30V132ZM47 131V132H46ZM51 131V132H50ZM61 131V132H60ZM84 131V132H83ZM90 131V132H89ZM121 131H122V133H121ZM158 131V132H157ZM160 131H162V132H164V133H160ZM168 131H171L172 133H168L167 134V132ZM175 131V132H174ZM201 131L203 132V133H201ZM208 131V132H207ZM225 131V132H224ZM243 131V132H242ZM59 132V133H58ZM62 132H63V135H65V137L64 136H62ZM82 132H83V135H86L87 134V132H89L86 136H85V138H84V136L82 137L81 135H82ZM93 132V133H92ZM114 134H113V133ZM117 132V134H115ZM132 132H133V134H132ZM189 132V133H188ZM191 132H193L194 133V137L192 136L193 135V133H191ZM198 132V133H197ZM209 133V134H207V133ZM218 133V135H216L217 133ZM238 132H239V134H238ZM245 132V133H244ZM252 132H254V134L252 133ZM30 133V134H29ZM35 133H37V134H39L38 136L35 134ZM47 133V134H46ZM107 133H108V135H107ZM112 133V134H111ZM142 133H143V135H142ZM188 133V134H187ZM191 133V134H190ZM211 133V134H210ZM215 133V134H214ZM229 133H231V134H229ZM244 133V134H243ZM252 134V137H250L251 135H249V134ZM35 134V136H33ZM49 134H50V136H49ZM74 134V135H73ZM124 134V136H122V135ZM127 134H129V136L131 137V142H133L134 141V138H135V142H134V146H133V143H128L127 142V140H126V138H124ZM131 134V135H130ZM144 134H145V137L146 136H148V137H146V139H148V141L144 138ZM147 134V135H146ZM162 134H164V136H166L167 135V137L164 139V138H162L163 137V135ZM172 134V135H171ZM182 134L184 135V136H182ZM229 134V135H228ZM242 134V135H241ZM30 135V136H29ZM53 135H54V137H53ZM59 135V136H58ZM90 135H91V137H90ZM104 135V136H103ZM120 135V136H119ZM133 135H134V137H133ZM141 135H142V137H141ZM173 135L175 136V138H173ZM202 135H205V137L204 136H202ZM214 135V136H213ZM220 135L222 136V137H220ZM231 135L233 136V137H231ZM257 135H258V137H257ZM39 136H40V138H42V139H40L39 138ZM52 136V137H51ZM58 136V137H57ZM61 136V137H60ZM69 136V137H68ZM113 136V137H112ZM117 136H119V139H118V137ZM151 136V138H149ZM198 136V138H196ZM242 136V137H241ZM245 136V137H244ZM249 136V138H247ZM38 137V138H37ZM48 137V138H47ZM70 137H72V138H70ZM75 137V138H74ZM87 137V138H86ZM93 137H94V139H93ZM126 137H128V135L126 136ZM133 137V138H132ZM201 137H203V139H205V140H199V138H201ZM209 137H211V138H209ZM212 137H213V140H212ZM215 137V138H214ZM216 137H217V139H216ZM226 137V138H225ZM237 138L238 140H240L239 142L237 141V143H236V141L234 142V144H230V142L232 141V139L233 140H235V138ZM240 137V138H239ZM34 138V139H33ZM58 138H60V140L58 139ZM62 138H64V139H62ZM74 138V139H73ZM89 138V139H88ZM94 140H92V139ZM96 138V139H95ZM122 138H123V140H122ZM167 138H168V140H169V138H171L170 139V141H167ZM183 138V139H182ZM184 138H186V139H184ZM193 138V139H192ZM194 138H196V139H194ZM209 138V139H208ZM247 138V139H246ZM250 138H252L251 140H250ZM253 138H254V140H253ZM256 138H258V139H256ZM29 139V140H28ZM31 139H33L34 141H35V145L33 146V144L32 143H34V141L32 140V143L30 144V140ZM37 139H40V142L41 141H47L48 142V140H49V142L47 143L46 141L45 142H41V144H40V142H37V141H39V140H37ZM48 139V140H47ZM58 139V142L62 145V147H61V145L60 144H58L57 143V140ZM83 141H82V140ZM87 139H88V142H89V144H88V142H87ZM126 140V142H125V140ZM150 139L154 142V144H152V141H151V143L149 142L150 141ZM173 139H175V141L173 140ZM178 139V140H177ZM188 139V140H187ZM223 139H224V141H229V139H231V141H227L226 143H224V141H223ZM227 139V140H226ZM255 139H256V141H257V144L255 145V143H256V141H255ZM260 139V140H259ZM64 140V141H63ZM80 140V141H79ZM85 140V141H84ZM96 140V141H95ZM114 140V141H113ZM120 140H121V142H120ZM136 140H137V142H136ZM197 140V141H196ZM208 140V141H207ZM211 142H210V141ZM217 140V141H216ZM220 140H221V142H220ZM244 142H243V141ZM62 143H61V142ZM91 141V142H90ZM172 141V142H171ZM189 141V142H188ZM194 141V142H193ZM200 141V142H199ZM206 141H207V143H206ZM216 141V142H215ZM245 141H247L249 144H251L253 141H255V143L253 144L252 143V148L250 147L251 145H249V147L251 148H249L248 146H247V142L245 143ZM261 141V142H260ZM92 142H93V144H92ZM104 142H105V144H104ZM111 144H110V143ZM116 142V143H115ZM123 142H124V144H123ZM148 142H149V144H148ZM166 142H168V143H166ZM177 142V144H175ZM195 142H196V146L194 145L195 144ZM202 142V144H204L203 146H200V149L197 147V145H200L199 143H201ZM209 142V143H208ZM212 142H214V143H219V145L217 146L218 148H216V146H214L215 144L214 143H212ZM246 144V147L248 148L247 150H246V148L244 147V150H242L243 149V146H244V144ZM260 142V143H259ZM43 143L45 144V145H43ZM50 145V144H52V145H54V147L52 146V145H50V146H52L51 148H50V146H49V150L50 149H52V151L50 150H48L47 149V147H48V145ZM54 143V144H53ZM85 143H87V144H85ZM102 143V144H101ZM114 143V144H113ZM118 143V144H117ZM126 143V144H125ZM138 143V145H136ZM140 143V144H139ZM144 143H146V144H148L149 146H146L145 148H148V150H149V148H150V152H151V154L153 153L152 152V150L154 151V149H156L154 152L155 153H153L152 155L150 154V152L147 150L146 151V149L143 147V146H145L146 144H144ZM191 145H190V144ZM198 143V144H197ZM213 144V147L211 148V144ZM222 143H224L223 144V146H224V149H223V146H220V145H222ZM243 145H242V144ZM262 143V144H261ZM55 144H57V145H55ZM92 144V145H91ZM94 144H96V145H94ZM99 144V145H98ZM113 144V145H112ZM116 144V145H115ZM120 144H122V145H120ZM164 144V145H163ZM30 145V146H29ZM31 145L34 147V152L32 151L31 152V150H32V148H31ZM43 146V150L41 149L42 148V146ZM46 145H47V147H46ZM125 145V146H124ZM130 145V146H129ZM153 146L152 148H151V146ZM160 145V146H159ZM169 145H170V147H169ZM173 145L176 147V149H174V148H172L173 147ZM191 147H190V146ZM194 145V146H193ZM210 145V146H209ZM230 145V146H229ZM231 145H233L235 148H236V150L233 148V146H231ZM238 145L240 146V147H238ZM257 145H259V146H257ZM261 145H262V147H261ZM26 148H25V147ZM45 146V147H44ZM58 146H60V147H57ZM77 146V147H76ZM132 147L131 149H129V147ZM137 146V147H136ZM142 146V147H141ZM230 147V148H228V147ZM257 146V147H256ZM35 147H38L37 148V151H36V153H35V150H36V148ZM39 147H41V148H39ZM56 147V148H55ZM127 147V148H126ZM167 147V148H166ZM179 147V148H178ZM196 148V149H194V148ZM219 147H222V148H219ZM25 148V149H24ZM30 148V149H29ZM124 148H126V149H128V150H126V149H124ZM136 148H141V151H143V149H144V151H145V153L147 152V153H149V155H146V157H145V155L144 154H142V152L141 151H139V149H138V152H137V149H136V153H135V149ZM157 148H159V149H157ZM171 150L170 152L169 151H167V150H169V149ZM191 148H193V149H191ZM202 148V149H201ZM204 148V149H203ZM215 148V149H214ZM227 150H226V149ZM255 148V154L253 153H251V150H253ZM29 149V150H28ZM42 150V152H41V150ZM59 149V150H58ZM62 149V150H61ZM132 149H133V151H132ZM161 149H163V153H164V150L165 149H167L166 150V154H167V156L170 158V156H172V154H173V157L175 156V154H177L178 155V161H177V156L176 157H174L175 158V160L176 161H174V159H172L173 157H171V159L174 161H172L171 159H168V157L166 156V154L164 153H162V154H160L161 153ZM173 149V150H172ZM198 149H199V151H198ZM218 149H220V150H218ZM221 149L222 150H224V151H221ZM229 149V150H228ZM238 149V150H237ZM250 149V150H249ZM263 149V150H262ZM46 150V151H45ZM54 150V151H53ZM55 150H57L56 152H55ZM70 150V151H69ZM114 150V151H113ZM124 150H126V153H125V155H124ZM157 150H159V152H157ZM194 150V151H193ZM197 150V151H196ZM203 150V151H202ZM234 150V151H233ZM240 150H242L241 152H240ZM256 150H258L257 152H256ZM26 151V152H25ZM58 151H61V154H60V152H58ZM144 151H143V153H144ZM172 151H174L173 153H171ZM177 151V152H176ZM202 151V152H201ZM219 151H221V152H219ZM229 151V152H228ZM232 151H233V155H232ZM235 151H238V152H235ZM244 151V152H243ZM248 151H250V153L248 154V155H246L247 153H248ZM27 152H29V154L27 153ZM37 152L40 154V153H42V154H40V155H42V158H41V156H39V154H37ZM57 152H58V154H59V156H58V154H57ZM96 152V153H95ZM116 152H117V154H116ZM127 152H129V154L132 156H129V154L127 153ZM139 152H141L140 154H142L141 156H140V154H138ZM167 152H169V153H167ZM176 152V153H175ZM208 152V153H207ZM211 153V156H210V153ZM217 152H219V153H217ZM245 152H246V154H245ZM252 152H254V150L252 151ZM261 152H262V154H261ZM22 153H24L23 155H22ZM48 153H51V154H48ZM137 154V156L135 155V154ZM157 153H159V154H157ZM171 153V154H170ZM175 153V154H174ZM193 153V154H192ZM197 153V154H196ZM214 154V156H213V154ZM217 153V154H216ZM229 153V154H228ZM234 153H236L235 154V156H234ZM240 154V157H237V156H239V154ZM257 153H259L258 155H260V157L257 155ZM22 155L21 157L20 156H18V155ZM28 154V155H27ZM46 154H48V155H46ZM73 154V155H72ZM156 156H155V155ZM221 154V155H220ZM24 155L27 157V160L26 159H24L25 157H24ZM37 155V156H36ZM51 157H50V156ZM54 155H55V157H54ZM61 155V156H60ZM127 155H128V157H127ZM144 155V156H143ZM153 157V158H151V156ZM157 155H158V157H160V156H162L160 159H162L161 161H160V159H158V157H157ZM163 155H164V158H163ZM205 158L206 156H207V158L206 159H204L203 160V157ZM33 156V157H32ZM58 156V157H57ZM84 156V157H83ZM116 158V157H118V158H116V160L117 161H115V159H114V157ZM147 156H150V158L149 159H147ZM165 156H166V158H165ZM227 156H229V158L227 159ZM247 156H250L249 158L247 157ZM253 156V157H252ZM257 156L259 157V158H257ZM22 157H24V158H22ZM46 157V158H45ZM52 157H53V159H52ZM88 157V158H87ZM124 157V158H123ZM132 159H131V158ZM138 159H137V158ZM143 157L146 159V160H141V159H143ZM208 157H209V159H208ZM216 157V158H215ZM226 157V158H225ZM236 159H235V158ZM244 157L246 158L245 159V161H244ZM20 158V159H19ZM22 158V159H21ZM28 158H29V162H28V164L30 163V166H28V164L26 163L27 161H28ZM32 158V159H31ZM34 158V159H33ZM38 158V159H37ZM53 160L52 161V163H51V160ZM87 158V159H86ZM125 158H126V160H125ZM197 158V159H196ZM212 158V159H211ZM224 158V160H222ZM232 158H233V161H235V162H233L232 164V167L233 168H231V165H228V164H230L229 162H232ZM240 158H242L241 160L242 161H244V162H242L241 160H240ZM254 158V160L256 159V161L254 162V161H252L251 159H253ZM263 158V159H262ZM24 159V160H23ZM37 159V160H36ZM39 159H40V161H39ZM45 159V160H44ZM54 159H56V160H54ZM137 159V160H136ZM150 159H151V161H150ZM152 159H154V160H152ZM158 161V163L159 164H161V165H159L158 163H156L157 165H159V166H162L163 168H165V170H166V175L164 174V171L162 170H160L161 171V173H160V171H159V169H161L159 166H156L155 167V162H157L156 160ZM168 159V160H167ZM208 159V160H207ZM216 159V160H215ZM235 159V160H234ZM248 159V160H247ZM250 159V160H249ZM20 160H22V161H20ZM36 160V161H35ZM47 160H48V162H47ZM163 160H164V162H163ZM199 160V162H197ZM209 161V162H207V161ZM229 160V161H228ZM237 160H239V162H237ZM246 160H247V162L249 163V164H244V163H247L246 162ZM26 161V162H25ZM38 161V162H37ZM59 163V164H57V162ZM62 161V162H61ZM121 162V164L119 163H117V162ZM123 161H125V162H123ZM135 161V162H134ZM136 161H138V162H140V164H137L136 163ZM144 161V162H143ZM154 161V162H153ZM166 161V162H165ZM167 161H169V163L171 164L172 163V165L173 166H171L170 164H168V162ZM220 162V161H228V162H225V164H224V162L222 163V165H219V164H221V162L220 163H216V162ZM263 161V162H262ZM24 162V163H23ZM33 162V163H32ZM54 162L59 166V168H61V169H57L58 168V166L56 165V164H54ZM61 162V163H60ZM74 162V163H73ZM90 162V163H89ZM98 162V163H97ZM102 162V163H101ZM115 162H116V164H115ZM123 162V163H122ZM142 162V163H141ZM165 164H167L168 165V168H167V165L165 166L163 163ZM175 162H176V164H175ZM202 162H203V164H202ZM213 163V165L212 166H210L212 163ZM240 162H242L244 165H245V167L246 168H243L242 166H239V165H242ZM252 162H253V164H255V166L252 164ZM44 163V164H43ZM104 163V164H103ZM125 163V164H124ZM145 163H152L148 168H145L144 170H148L149 168H151V166H152V170H153V172H152V170H149L148 172L150 173V178H151V175L152 174H154L155 176H154V178L152 177V179H150V180H152V181H150L149 180V177H148V173L146 174L145 172H147V171H144L143 169H142V167H140L142 164L144 165ZM177 163H179L180 165L179 166H177L178 164ZM207 163H209V164H207ZM239 163V164H238ZM263 163V164H262ZM15 164V166H13ZM17 164V165H16ZM25 164H27V165H25ZM31 164H33V165H31ZM51 164L53 165V166H51ZM61 164V165H60ZM135 164H137V166H135ZM148 164H147V166H148ZM154 164V165H153ZM197 164V165H196ZM224 164V165H223ZM253 165V167L251 166V165ZM256 164L258 165L259 164V166H256ZM261 164V165H260ZM20 165V166H19ZM43 165V166H42ZM128 165V166H127ZM138 165H140V166H138ZM142 165V166H143ZM169 165L172 167H169ZM174 165H176L177 166V169H175L176 168V166H174ZM215 165H219L218 167L217 166H215ZM234 165H237L236 167L234 166ZM249 165V166H248ZM14 168H13V167ZM28 166V167H27ZM35 166V167H34ZM55 166V167H54ZM101 166V167H100ZM126 166V167H125ZM134 166L136 167V171H138V172H133L134 171ZM146 166V164H145V167H147ZM197 166H199V168H200V170H198L199 168L197 167ZM204 166H205V168H204ZM213 166H215V167H213ZM224 166V167H223ZM226 166H228V167H226ZM263 166V169H261V167ZM18 168V169H15V168ZM33 168V170H32V168ZM79 167V168H78ZM118 167V168H117ZM129 169H128V168ZM153 167H154V169H158V170H156L158 173H160L161 175H162V177L160 176V174L159 175H157L158 173L156 172V171H154V169H153ZM159 167V168H158ZM197 169H196V168ZM213 167V168H212ZM242 167V168H241ZM247 167H251L250 169L249 168H247ZM258 167H260V169H258V170H256V173H254L255 171H253V169L252 168H254V170L255 169H257ZM10 168V169H9ZM31 168V169H30ZM40 168V169H39ZM97 168H98V170H97ZM103 169V170H101V169ZM124 168H126L127 170H125ZM162 168V169H163ZM169 168H171V169H169ZM186 168V169H185ZM211 168V169H210ZM218 168V169H217ZM223 168V169H222ZM229 169V171L232 169V171H230V173L228 172V170L227 169ZM237 168V169H236ZM239 168H241V170L239 169ZM25 169V170H24ZM34 169H35V171H34ZM45 169V170H44ZM51 170V171H49V170ZM118 169V170H117ZM121 169V170H120ZM174 169V170H173ZM179 169H180V171H181V173L182 174H180V172H179ZM203 169V175L201 174V170ZM207 169V170H206ZM215 171H214V170ZM220 169V170H219ZM225 169H226V171H225ZM236 169V170H235ZM245 169V170H244ZM249 169V170H248ZM12 171V173L14 174V173H16V174H14L13 176V180L15 179V178H19V181H17V179L16 180H14L13 182H12V173H11V171ZM15 170H16V172H15ZM18 170H22V171H18ZM30 170V171H29ZM60 170V171H59ZM111 170V171H110ZM143 170V171H142ZM173 170V171H172ZM198 170V171H197ZM237 170H239L240 172H241V175L239 176V174H240V172L239 171H237ZM252 172H251V171ZM259 170H260V172H259ZM17 171H18V174L19 175H21L22 174V172H23V174L21 175V177H19V175L17 174ZM27 171V172H26ZM31 171H33V172H35L34 174H33V172H31ZM37 171H39V174H38V172ZM49 171V172H48ZM54 171V172H53ZM99 171V172H98ZM105 171V172H104ZM141 171H142V173H141ZM152 172V174H151V172ZM172 171V172H171ZM176 171L178 172V173H176ZM221 171L222 172V176L219 174V172ZM234 171H236L237 173L236 174H234L233 172ZM244 172V174H245V171H246V174L248 173V175H249V177H247L246 178V176H248V175H242L243 174V172ZM247 171H249V172H247ZM20 172V173H19ZM98 172V173H97ZM122 172V173H121ZM141 174H140V173ZM206 172H207V174H206ZM218 172V173H217ZM225 172L228 174V176H225V175H227V174H225ZM263 174L262 176L259 174ZM9 173H11V175H10V177H9ZM92 173V174H91ZM97 173V174H96ZM133 173H135V175H133ZM137 173H139L140 174V178L138 177V175L139 174H137ZM146 174V178H145V174ZM155 173H157V174H155ZM175 173V177H176V180H174L175 179V177L172 175V174H174ZM198 173V174H197ZM205 173V174H204ZM213 173V174H212ZM215 173V174H214ZM217 173V174H216ZM233 173V174H232ZM24 174H25V176H24ZM41 174H42V176H41ZM46 174H47V176H46ZM49 174H51L50 176H49ZM56 174H58V175H56ZM119 174V175H118ZM125 174V175H124ZM127 174V175H126ZM167 174H169V176L167 175ZM220 175V177H218V178H225V177H228V178H230V180H228V181H226L227 180V178H225L224 180L221 178V181L223 180V182H221V181H219V179L217 178V180H216V176H214V175ZM230 174V175H229ZM252 174V175H251ZM255 174V175H254ZM257 174H258V176L260 175V177H257ZM15 175H16V177H15ZM38 175V176H37ZM108 175V176H107ZM128 175H129V177H128ZM137 175V176H136ZM141 175L143 176L142 178H141ZM156 175H157V179H155L156 178ZM164 175H165V177H164ZM170 175H172V176H170ZM180 175V176H179ZM207 175V176H206ZM224 175V176H223ZM235 175V176H234ZM24 176V177H23ZM29 176H31V181L29 182H27V180H30L29 178ZM44 176V177H43ZM49 176V177H48ZM53 176V177H52ZM56 176H57V178H56ZM98 176V178H96ZM107 176V178H105ZM133 176V177H132ZM135 176L137 177V179H139L138 181H136L137 179L135 178ZM158 176H159V178H158ZM168 176V177H167ZM238 176V179H237V181L235 182V180H234V178L235 177H237ZM255 176V177H254ZM22 177L24 178V179H22ZM27 178V180H26V183L24 184V181H25V179ZM162 179H161V178ZM174 179H173V178ZM178 177H180V178H178ZM181 177H182V179H181ZM241 177H242V179H241ZM251 177H253V178H251ZM259 178V180H256L257 178ZM10 178V179H9ZM48 178V179H47ZM56 178V179H55ZM101 178H103V179H101ZM169 178H171L170 180H168ZM186 178H188V180H187V182H186ZM231 178H233V181H232V179ZM243 178H245L246 180H248V184H247V182H245V180H244V182L243 183H241V181H240V179L243 181ZM260 178H262V179H260ZM9 179V180H8ZM111 179V180H110ZM132 179V180H131ZM141 179L143 180V181H141ZM149 180V182H148V180ZM153 179H155L154 181H153ZM161 179V180H160ZM164 179V180H163ZM183 181H181V180ZM236 179V178H235ZM251 179H253V180H251ZM8 182H7V181ZM22 180H24V181H22ZM55 180V181H54ZM59 180V181H58ZM65 180V181H64ZM105 180V181H104ZM114 182H113V181ZM127 180L129 181V182H127ZM135 180V181H134ZM147 180V184H145V181ZM157 180H159V181H161L160 182V184L158 183V181ZM214 180H216V181H214ZM251 180V181H250ZM257 182H256V181ZM1 181H2V179H0V186H1ZM11 181V182H10ZM85 181V182H84ZM109 181V182H108ZM122 181V182H121ZM132 181H134V182H132ZM157 181V182H156ZM166 181V182H165ZM168 181H169V183H168ZM173 181V182H172ZM184 181H185V183H184ZM190 181H191V183H190ZM218 181V182H217ZM238 181H240V183H238ZM249 181L251 182V183H249ZM253 181V182H252ZM3 182V181H2ZM20 182V183H19ZM32 182V185L30 186V183ZM36 182V183H35ZM94 182V183H93ZM126 182V183H125ZM142 182L144 183V184H142ZM154 182L156 185H154V183L152 184V183ZM171 182V183H170ZM179 182V183H178ZM196 182V183H195ZM216 182H217V184H216ZM227 182V183H226ZM230 182V183H229ZM232 182V183H231ZM255 182V183H254ZM8 183V184H7ZM11 183H12V185H11ZM27 183H28V185H27ZM109 183V184H108ZM113 183V184H112ZM116 184V186H115V184ZM180 183H181V185H180ZM182 183H184L185 184V186L182 184ZM219 183L221 184V185H219ZM223 183V184H222ZM228 183L230 184V185H228ZM233 183H235V184H233ZM261 183V184H260ZM72 184V185H71ZM91 184H92V186L93 187H91ZM102 184V185H101ZM107 184V185H106ZM120 184H121V186H120ZM122 184H123V186H124V188H123V186H122ZM126 184H128V185H126ZM130 184V185H129ZM135 186H134V185ZM141 185V188H143L144 189V191H145V189H146V192L148 193V191H150V195L149 194H146V193H144V191H143V189H141V191H139L138 190V186L139 185ZM148 184H150V185H148ZM158 184L160 185V187H162V186H164L165 184H166V186L169 184V186H170V184L172 185V186H170L171 187V189H168L169 188V186H167V189H168V191H169V193L167 192V190L166 189H164V188H160L159 186H158ZM163 184V185H162ZM238 184H240V185H238ZM243 185V187H242V185ZM244 184H246V185H248V186H244ZM251 184V185H250ZM75 185V186H74ZM95 185V186H94ZM101 185V186H100ZM104 185V186H103ZM144 185V186H143ZM152 185H154V186H152ZM162 185V186H161ZM187 185H188V187H187ZM226 185V186H225ZM234 185V186H233ZM236 185V186H235ZM79 186V187H78ZM143 186V187H142ZM149 186V187H148ZM152 186V187H151ZM155 186H158V188H160L159 189V191L158 192H156V193H159L160 194V190H162V189H164V190H162L161 191V193H163L162 195H163V197H161V196H159V194H157V195H155V191H156V189H157V187H156V189H154L155 188ZM178 186V187H177ZM180 186V187H179ZM181 186H182V189H181ZM183 186H184V189H183ZM196 186H198V187H196ZM221 186H225L224 188L223 187H221ZM239 186H240V188H239ZM261 188H260V187ZM262 186H263V188H262ZM15 187V188H14ZM32 190H30L29 188ZM116 188V191H118V192H116L115 191V188ZM119 187V188H118ZM128 187V188H127ZM134 187V188H133ZM147 187H148V189H147ZM186 187V188H185ZM189 187H192L191 189L192 190H194V192L191 190V192H190V190H188V189H190ZM235 187V188H234ZM257 187V188H256ZM16 190V192H17V189L18 190H20V191H18L17 193L16 192H14V189ZM26 188V189H25ZM112 188V189H111ZM132 188V189H131ZM140 188V187H139ZM149 188H153V193H154V195H155V197H154V195H153V193H152V190L151 189H149ZM195 188H197V190L195 189ZM200 188V189H199ZM203 188V189H202ZM237 188H239L238 190H237ZM23 189H25L26 191L24 192V191H22ZM72 189V190H71ZM100 189H101V191H100ZM123 189H124V191H123ZM131 189V190H130ZM137 189V190H136ZM187 189V190H186ZM229 189V190H228ZM231 189H232V192H231ZM260 189V190H259ZM36 190V191H35ZM86 190V191H85ZM128 190V191H127ZM166 190V191H165ZM177 190H179V191H177ZM240 190H242L241 192H240ZM257 190H259V191H257ZM28 191V192H27ZM31 191V192H30ZM95 191V192H94ZM98 191V192H97ZM99 191H100V193H99ZM104 191V192H103ZM122 191V192H121ZM126 191H127V195H126ZM129 191H130V193H129ZM133 191H135L134 192V194L133 193H131V192H133ZM143 191V192H142ZM182 191H184V193H182ZM189 191V195H186V194H188L187 192ZM197 191H199L198 193H197ZM237 191H239V192H237ZM23 192V193H22ZM91 192V193H90ZM94 192V193H93ZM115 192V193H114ZM120 192V193H119ZM137 192H139L138 194H140V195H138L137 194ZM140 192H142L143 193V195L140 193ZM166 192V193H165ZM180 192V193H179ZM192 192L194 193V194H192ZM26 193H28L27 195L28 196H25L26 195ZM33 193V194H32ZM35 193V194H34ZM85 193V194H84ZM92 193H93V195H92ZM105 193V194H104ZM122 193V194H121ZM164 193L166 194V196H165V198H164ZM182 193V195H180L181 197L183 196V198H179L178 199V197H179V195L178 194H181ZM206 193V194H205ZM240 193V194H239ZM38 194V195H37ZM101 194V195H100ZM116 194V195H115ZM124 194V195H123ZM129 194V195H128ZM130 194H132L133 196H130ZM137 194V195H136ZM167 194H169V195H167ZM176 194L178 195L177 197H176ZM197 194H198V196H197ZM235 195V196H233V195ZM245 194V195H244ZM249 194V195H248ZM30 195V196H29ZM33 195H35V196H33ZM104 195V196H103ZM141 195H142V199H140L141 198ZM145 195V196H144ZM148 195H149V197H148ZM172 195V196H171ZM192 195L193 196H195V198L194 199H192ZM242 195V196H241ZM244 195V196H243ZM21 196H24L23 197V200H21L22 198H21ZM89 196H92V197H89ZM124 196V197H123ZM128 196H130V198L128 197ZM137 196H139V198L137 197ZM161 197V198H163L164 199V201L162 200V202H161V200H160V198L158 199V197ZM167 196H168V199H166L167 198ZM170 196H171V198H170ZM187 196V197H186ZM190 196V197H189ZM238 196V197H237ZM239 196H241V197H239ZM249 196V197H248ZM30 197V199H28ZM37 197H39V198H37ZM51 197V198H50ZM108 197V198H107ZM121 197H122V199H121ZM127 197V198H126ZM133 197H135V198H133ZM145 197V198H144ZM153 197H154V199H153ZM157 197V198H156ZM174 197H176L175 199H174ZM207 197V198H206ZM243 197H245L244 199H243ZM250 199H248V198ZM5 198V199H4ZM20 198V199H19ZM33 198V199H32ZM36 198L38 199V200H36ZM106 198V199H105ZM110 198V199H109ZM119 198V199H118ZM124 198V199H123ZM137 198V199H136ZM144 198V199H143ZM146 198H147V200H146ZM151 198V199H150ZM236 198H238V199H240L241 200V202H240V200H238V199H236ZM252 198V199H251ZM3 199V200H2ZM9 199V198H8ZM57 199V200H56ZM60 199V200H59ZM104 199V200H103ZM120 199H121V201H120ZM125 199H126V202H125ZM129 199H131V201L133 202H131L130 203V200ZM138 199H140L139 200V202H137V200ZM149 199V200H148ZM155 199L157 200V203H156V201H155ZM183 199V200H182ZM186 199H188V201L186 200V202H184L185 204L188 202H190L191 200L193 201H191L190 202V204H191V206H193V204L195 203V201H196V205H195V209H193L192 207H189L190 206V204H184L183 205V201H185ZM190 199V200H189ZM29 200V201H28ZM31 200H32V202H31ZM45 200V201H44ZM55 200V201H54ZM100 200V201H99ZM116 200V201H115ZM136 200V201H135ZM143 200H144V203H146L147 201V203L146 204H149L148 205V207L146 206V205H142V203H143ZM153 200V201H152ZM158 200H160L159 202H161V203H163L162 205H161V203H158ZM178 200V201H177ZM182 200V201H181ZM202 200H203V202H202ZM207 200V201H206ZM245 200L247 201V202H245ZM2 201V202H1ZM6 201V202H5ZM9 201H11V200H9ZM22 201H23V204H21L22 203ZM36 201H37V203L38 202H40V203H36ZM43 201V202H42ZM97 201V202H96ZM119 201H120V203H119ZM124 203H126V205L125 206H123V202ZM134 201H135V206H134V208H132L133 206L132 205H134ZM153 202V204H152V202ZM209 201V202H208ZM242 201H244V203H242ZM253 201V202H252ZM47 202V203H46ZM49 202H50V204H49ZM111 202H114V204L113 203H111ZM142 202V203H141ZM165 202H166V204H165ZM170 203V205L168 204V203ZM176 202V203H175ZM178 202V203H177ZM206 202H208L209 203V205H208V203L206 204ZM227 202L229 203V200L228 199H225L224 201H223V204L226 206V205H228L227 204ZM249 202V203H248ZM31 203V204H30ZM42 203V204H41ZM61 205H60V204ZM92 203V204H91ZM119 203V204H118ZM143 203V204H144ZM173 203H174V209L173 208H170L171 207V205L173 206ZM8 204V205H7ZM14 204V205H13ZM17 204V205H16ZM40 204V205H39ZM47 206H46V205ZM94 204V205H93ZM97 204H99L98 206L99 207H97L96 205ZM102 204H105V205H107L106 207H105V205L103 206ZM111 204V205H110ZM121 204V205H120ZM132 204V205H131ZM152 204V205H151ZM157 205L158 207H156L155 205ZM177 204V205H176ZM253 204V205H252ZM256 204V205H255ZM12 205V206H11ZM16 205V206H15ZM22 205V206H21ZM37 205H38V207L39 208H37ZM53 205V206H52ZM115 205V206H114ZM130 206V207H128V206ZM142 205V206H141ZM151 205V206H150ZM160 205V206H159ZM169 205V206H168ZM1 206H3V208L1 207ZM11 208H10V207ZM35 206H36V208H35ZM43 207V210H41L40 211V209H42V207ZM50 206V207H49ZM109 206H111V207H109ZM116 208V209H114V207ZM122 206V207H121ZM137 206H138V208H140L139 210L137 209ZM143 206H145V209H148L147 210V212H146V210H142V209H144L143 208ZM150 206V207H149ZM169 208H168V207ZM185 206V207H184ZM187 206H188V208H187ZM251 206V207H250ZM260 206V207H259ZM262 206H263V208H262ZM17 207V209H15ZM23 207L25 208V207H27V208H25V209H23ZM32 207V209H33V207H34V209H33V211H32V209L30 210V208ZM41 207V208H40ZM52 207V208H51ZM96 207V208H95ZM127 207H128V209L129 210H127ZM152 207V208H151ZM176 207V208H175ZM51 208V209H50ZM54 208V209H53ZM60 208V209H59ZM97 208H98V210H97ZM101 208H103V210L101 209ZM106 208V209H105ZM109 208V209H108ZM111 208L115 211V212H113V210H111ZM151 210H150V209ZM155 208H157V209H155ZM160 208V209H159ZM182 208H184V209H182ZM191 208V209H190ZM256 208H259V209H256ZM6 209H7V211H6ZM47 209L49 210V211H47ZM125 209V210H124ZM134 209V210H133ZM154 209L156 210V211H154ZM172 209V210H171ZM188 209V210H187ZM207 209V210H206ZM13 212H12V211ZM20 210H22V211H20ZM28 210H30V211H28ZM36 210H37V212H36ZM38 210H39V212H38ZM52 210V211H51ZM59 210L61 211V212H59ZM84 212H82V211ZM96 210H97V212H98V214H97V212H96ZM101 212H100V211ZM107 210H108V212H107ZM141 210V211H140ZM164 210H166V211H164ZM3 211V212H2ZM19 212L18 214V218H17V212ZM44 212L45 214L42 216V214L40 213V212ZM54 211V212H53ZM56 211H58V212H56ZM75 211V212H74ZM127 211V212H126ZM129 211L131 212V215L132 216H130V213H129ZM134 211H136V212H134ZM150 211H152L151 213H150ZM153 211H154V214H152L153 213ZM158 211V213H156ZM162 211V212H161ZM182 211V212H183ZM188 211V212H187ZM21 212H23V213H21ZM46 212H48V213H46ZM77 212V213H76ZM90 212V213H89ZM102 213V214H100V213ZM117 212V213H116ZM138 212V213H137ZM139 212H141L140 214H139ZM163 212H165V213H163ZM176 212V211H175ZM187 212V213H186ZM234 212H235V210H234ZM20 213H21V215H20ZM27 213V214H26ZM32 215V217L30 216V214ZM32 213H34V214H32ZM39 213H40V215H39ZM92 213H93V215H92ZM104 213H108V214H106V216H107V219H105L106 218V216H105V214ZM111 213H113L112 215H111ZM129 213V215L127 216V215H125V214H128ZM149 213L151 214V216L152 217H150V223H151V220H153V222L152 223H154V224H152V226L149 224V220L145 223V221H146V219L148 218L149 219ZM161 215H160V214ZM3 214V215H2ZM8 214H10V215H8ZM16 214V215H15ZM27 215V217H26V215ZM49 214V215H48ZM61 214H63V215H61ZM66 214V215H65ZM77 214V215H76ZM80 214L82 215V220H83V222H84V226L82 225L83 223L82 222H80L81 221V217H80ZM133 214H135V218H134V216H133ZM162 214H163V217H168V220L166 219V218H161L162 217ZM165 214H167V215H165ZM173 214H171V216L173 215ZM190 214L192 215V213L190 212ZM6 215H7V219H6ZM14 215V216H13ZM33 215H34V218H33ZM35 215L37 216V217H35ZM47 215H48V217H50V218H48L47 217ZM87 215V216H86ZM92 215V216H91ZM108 215H111V217H109ZM114 215V216H113ZM139 217H138V216ZM155 215V216H154ZM159 215L160 217L158 218L157 216ZM170 215V214H169ZM10 216H11V218H10ZM16 216V217H15ZM26 217L27 218V220H26V218H25V220H24V218L23 217ZM61 216H62V218H61ZM84 216H86L85 218V220L83 219V217ZM103 216V217H102ZM137 216V217H136ZM143 216V217H142ZM148 216V217H147ZM154 216V217H153ZM9 217V218H8ZM43 217V218H42ZM55 219H54V218ZM76 217V218H75ZM91 217H93V218H91V220H89ZM95 217L97 218V219H95ZM114 217V220H115V223H116V225L115 224H113V222H114V220L112 219ZM131 217V218H130ZM142 217V218H141ZM147 217V218H146ZM157 217V218H156ZM14 218H15V220H14ZM21 218H22V220H21ZM42 220H41V219ZM47 218V219H46ZM60 220H58V219ZM80 218V219H79ZM101 218V219H100ZM103 218V219H102ZM110 218V220H108ZM115 218H117V219H115ZM134 218V219H133ZM138 218V219H137ZM140 218V219H139ZM145 218V219H144ZM152 218V219H151ZM11 219V220H10ZM12 219L14 220L13 222H15V223H13L12 224ZM19 219L21 220L20 222H22V224L19 222ZM30 219H31V221H32V219H34L32 222H33V224L31 223V221H30ZM45 219V220H44ZM49 219V220H48ZM74 221H72V220ZM79 219V220H78ZM91 221L90 223L92 224H89V221ZM93 219V220H92ZM99 219L101 220V223L102 224H100L99 225V223H100V221H99ZM129 220V222H130V219L132 220L131 222H130V224H129V222H128V220ZM142 219V220H141ZM158 219V221H156ZM160 219H162L161 221H160ZM166 219V220H165ZM29 220V221H28ZM52 220V221H51ZM56 220V221H55ZM67 220V221H66ZM76 220V221H75ZM94 220H97L96 221V223L98 222V224H96V223H94L95 221ZM104 220V221H103ZM108 220V221H107ZM134 220V221H133ZM135 220H136V222H135ZM137 220H139L138 221V224H136L137 223ZM163 220H164V222H163ZM3 221V222H2ZM5 221H7V222H5ZM23 221H25V222H23ZM36 221H37V223H38V225H41V226H43L42 228L44 229V230H42V228L41 229H39L41 226H39V227H36V226H38V225H36ZM39 221V222H38ZM49 221V222H48ZM63 221V222H62ZM72 221V223H71V226H70V223L69 222H71ZM93 221V222H92ZM117 221H119V223L117 222ZM125 221V222H124ZM41 222H43V223H41ZM45 222V223H44ZM47 222V223H46ZM87 222V224H85ZM105 222V223H104ZM108 222H109V224L110 225H108ZM133 222V227H131L132 225H131V223ZM140 222V223H139ZM161 222H162V224H161ZM168 222V223H169ZM6 223V224H5ZM9 223V224H8ZM19 223V225H18V227H17V224ZM49 223H51V224H49ZM59 223V224H58ZM75 223V224H74ZM76 223H78L77 224V226H75L76 225ZM93 223L94 224H96L97 225V227H96V225H94V228H92L93 227ZM120 223H122V224H120ZM127 223V224H126ZM159 223V224H158ZM12 224V225H11ZM15 224H16V226H15ZM23 224H24V226H23ZM30 224H31V226H30ZM45 226H44V225ZM50 226H49V225ZM56 224V225H55ZM63 224V225H62ZM103 224H104V226H103ZM148 224V225H147ZM157 224H158V226H157ZM4 225V228H5V230H4V228L3 227H1V226H3ZM12 227H11V226ZM22 225V226H21ZM68 225V226H67ZM78 225H80V226H78ZM81 225H82V228L81 229H78V227L80 228L81 227ZM91 225V226H90ZM113 225V226H112ZM115 225V226H114ZM117 225H120V226H117ZM123 225V226H122ZM136 225L138 226L139 225V227H136ZM147 225V226H146ZM154 225H155V227H154ZM260 225H261V227H260ZM264 223L263 222H260L259 224H258V228H260L259 230L260 231H262V228H264ZM28 226H30V227H28ZM34 227V230H33V228H31V227ZM54 228H53V227ZM55 226H56V228H55ZM60 228V230H58L57 228L58 227ZM64 226V227H63ZM66 226V227H65ZM88 226V227H87ZM107 226V227H106ZM151 228H150V227ZM9 227V229H7ZM11 227V228H10ZM22 227V228H21ZM26 229H25V228ZM49 229H47V228ZM69 229H68V228ZM73 227H74V229H73ZM75 227H77V228H75ZM83 227H84V229H83ZM92 228V231H91V228ZM102 227V228H101ZM105 227L107 228V231L109 230V233L105 230ZM117 227V228H116ZM128 227V228H127ZM137 228V229H134V228ZM3 228V229H2ZM21 228V230H18V229H20ZM35 228H37V229H35ZM50 228L51 229H53V232L50 230ZM73 230H72V229ZM99 228V229H98ZM109 228H111V229H109ZM119 228V229H118ZM127 228V229H126ZM144 228H145V230H144ZM149 228L150 229H152L151 230V232L150 233H148L149 231ZM12 229V230H11ZM17 229V230H16ZM27 230V233H26V231L25 230ZM32 229V230H31ZM61 229H62V231H61ZM65 229V230H64ZM67 229L68 230H72L73 232L75 231L76 232V234L74 235V233L73 234H71L72 232L71 231H69V235L68 234H66L68 231H67ZM77 229V230H76ZM87 231H86V230ZM113 229H114V231H113ZM118 229V230H117ZM139 229V230H138ZM4 230V231H3ZM23 230V231H22ZM35 230H37V231H35ZM39 230V231H38ZM54 230H55V232H54ZM56 230H58L59 231V234H58V231H56ZM79 230V231H78ZM82 230V231H81ZM88 230L89 231H91V233L90 232H88ZM95 230V231H94ZM100 230L102 231V232H100ZM119 230H121L122 232L120 233V231ZM128 230H130V232L128 231ZM137 232H136V231ZM147 230V231H146ZM14 231V232H13ZM21 231V232H20ZM34 231V232H33ZM49 231V232H48ZM67 231V232H66ZM83 232L84 231V233H81V232ZM123 231H125L127 234L125 235V232H123ZM128 231V232H127ZM155 231V230H154ZM6 232H9V233H7L6 234ZM10 232H11V234H10ZM13 232V233H12ZM18 232V233H17ZM29 232H33V233H29ZM48 233V234H46V233ZM50 232H52V233H50ZM57 232V233H56ZM62 234H61V233ZM87 232H88V234H87ZM99 232V234H96V233H98ZM105 232H107V235H106V233ZM113 232V233H112ZM115 232H117V234L119 233V234H121L122 235V238H121V236L118 234H116ZM146 232L148 233V235H149V238H147L148 236L146 235ZM21 233V234H20ZM24 233V234H23ZM37 234V236L35 235V234ZM40 233H42L43 235H44V241L42 240L43 239V235H41ZM78 233V234H77ZM103 233H105V234H103ZM124 233V234H123ZM129 233V234H128ZM139 234V236H138V234ZM154 233V234H153ZM19 234H20V236H19ZM22 234H23V236H22ZM30 234V235H29ZM32 234V235H31ZM34 234V235H33ZM46 234V235H45ZM57 236H56V235ZM63 234L65 235V236H63ZM81 234V235H80ZM82 234L84 235L81 239H85L84 237H87L86 239H85V241L84 240H82V241H80L79 243H77V240H79L80 239V236H82ZM102 234H103V236H102ZM111 234V235H110ZM15 235V236H14ZM48 235H49V237H51V238H49L48 237ZM52 235V236H51ZM60 235V236H59ZM62 235V236H61ZM77 235V236H76ZM92 235H97L96 237L95 236H92ZM108 235H110L109 236V238H107V236ZM129 235V236H128ZM153 235H155L154 237H152ZM5 237V239H4V237ZM12 239V241H10V238ZM12 236H13V238H15V239H13L12 238ZM29 238H28V237ZM33 236V237H32ZM36 236V237H35ZM59 236V237H58ZM69 238H68V237ZM71 236H73V237H71ZM79 236V237H78ZM119 238H121V239H123L122 240V242H121V239H120V241L118 242V240L119 239H117L118 237ZM124 236H127V241L128 242H126V237H125V239L123 238ZM130 236H132V237H130ZM137 236H138V238H137ZM151 236V237H150ZM19 237V238H18ZM26 239H25V238ZM35 237V238H34ZM42 237V238H41ZM52 237H55V239L54 238H52ZM65 237V238H64ZM71 237V238H70ZM78 237V238H77ZM92 237V238H91ZM96 239H95V238ZM105 238V239H103V238ZM129 237V238H128ZM7 238V239H6ZM17 238V239H16ZM30 240V241H28V239ZM37 238V239H36ZM59 238V239H58ZM91 238V239H90ZM93 238H94V240H93ZM102 240H104V241H101V239ZM114 238V239H113ZM133 238V239H132ZM20 239V240H19ZM39 239V240H38ZM58 239V240H57ZM62 239V240H61ZM76 239V240H75ZM80 239V240H81ZM108 239V240H107ZM139 241H138V240ZM146 239H148L147 241H146ZM7 240V241H6ZM9 240V241H8ZM14 240V241H13ZM24 240V241H23ZM35 242H34V241ZM50 240V241H49ZM52 240L53 241H56V242H52ZM87 240V241H86ZM93 240V241H92ZM96 240V241H95ZM98 240H100L101 242H106L105 243V245L103 244V249L105 250V252L102 250V249H100V248H102L101 247V244L99 245V243L100 242H98ZM111 240H112V244L110 243L111 242ZM117 240V241H116ZM151 240V241H150ZM154 240V241H153ZM29 243H28V242ZM40 241V245L38 244V242ZM91 241H92V243H91ZM107 241H108V243H107ZM126 243H128L127 244V246H126V244H125V242ZM138 242L139 243V247H138V245H137V243L136 242ZM152 241H153V244H151L152 243ZM11 242H12V244H11ZM16 242V243H15ZM20 242H22V244L20 243ZM46 242V243H45ZM69 242V243H68ZM76 244H75V243ZM95 242V243H94ZM98 242V243H97ZM114 242H115V244H114ZM120 242H121V247L122 248H124L123 250H122V248L120 247ZM130 242H132L131 244L132 245H130ZM134 242V243H133ZM27 243V244H26ZM35 243V244H34ZM74 243V244H73ZM85 243H87V246H85L86 244ZM90 243V244H89ZM97 243V244H96ZM149 243H150V245H149ZM9 244V245H8ZM24 244H25V246H24ZM52 244V245H51ZM78 244V245H77ZM80 244L82 245V246H80ZM93 244V245H92ZM97 246H96V245ZM107 244H110V245H107ZM122 244L124 245L125 244V246H122ZM4 245V246H3ZM28 245H29V247H28ZM61 245V246H60ZM69 245V246H68ZM73 245H75V247L73 246ZM77 245V246H76ZM84 245V246H83ZM99 245V246H98ZM112 245H115V246H112ZM119 245V246H118ZM137 245V246H136ZM148 245H149V247H148ZM6 246V247H5ZM30 246H32V247H30ZM37 246V247H36ZM51 246H52V248H51ZM78 246H80V250H78ZM90 246H92V247H90ZM105 246V247H104ZM110 246V247H109ZM111 246L112 247H115V250H117V252H115L114 250H112L111 249ZM133 246L135 247V249L133 250ZM143 246V247H142ZM18 247V248H17ZM27 247V248H26ZM84 247H86V248H84ZM89 247H90V249H91V252H90V249H89ZM94 247V248H93ZM99 247V248H98ZM108 247V248H107ZM126 247L128 248V250L131 252H129L127 249H126ZM25 248V249H24ZM87 248H88V254H87V252H85V251H87ZM96 248V250H94ZM99 250H98V249ZM106 248V249H105ZM118 248V249H117ZM131 248H132V250H131ZM137 248V249H136ZM138 248H140V250L138 251ZM3 249V250H2ZM13 249V250H12ZM44 249V250H43ZM84 249V250H83ZM108 249V250H107ZM114 249V248H113ZM154 249H156V250H154ZM78 250V251H77ZM81 250H83V251H81ZM93 250V251H92ZM97 250H98V252H97ZM101 250V251H100ZM107 250V251H106ZM111 250V251H110ZM125 251L124 252V255L122 256V254H120V251ZM77 251V252H76ZM80 251H81V253H80ZM103 251V253H101ZM121 251V252H122ZM152 253H151V252ZM10 252V253H9ZM76 252V253H75ZM111 253V254H108V253ZM126 252H127V256H126ZM133 252V253H132ZM136 252H138V254H136ZM139 252L141 253V256H140V254H139ZM94 253V254H93ZM99 253V254H98ZM101 253V254H100ZM105 253V254H104ZM12 254V255H11ZM28 254V255H27ZM66 254V255H65ZM78 254H81V256L80 255H78ZM83 254H85V255H83ZM90 254V255H89ZM98 254V255H97ZM108 254V255H107ZM129 254V255H128ZM132 254V255H131ZM149 254V255H148ZM60 255V256H59ZM86 258L88 255V257H87V259H84L83 258V256ZM87 255V256H86ZM96 255V256H95ZM102 255V256H101ZM110 255V256H109ZM137 255H139L140 256V258L137 256ZM18 256V257H17ZM56 256V257H55ZM118 256V255H117ZM126 256V257H125ZM131 256V257H130ZM136 256V257H135ZM151 256V257H150ZM13 257V258H12ZM27 257V258H26ZM89 257L90 258H92L91 259V262H90V259H89ZM97 257V258H96ZM110 257H114V258H112V259H110ZM125 257V258H124ZM16 258V259H15ZM20 258V259H19ZM26 258V259H25ZM50 258V259H49ZM59 258V259H58ZM61 258V259H60ZM83 258V259H82ZM103 258V259H102ZM127 258V260L129 261V259ZM137 258V259H136ZM151 258V259H150ZM15 259V260H14ZM81 259V260H80ZM121 259L123 260L122 262H121ZM14 260V261H13ZM83 260H86V262L85 261H83ZM94 260V261H93ZM134 260V261H133ZM135 260H136V263H135ZM138 260V261H137ZM80 261V262H79ZM89 263H88V262ZM113 261H114V263H113ZM118 263H117V262ZM45 262V263H44ZM126 262V263H125ZM132 262H134V263H132ZM143 262V261H142ZM141 262V264H144V262L142 263ZM152 262V263H153Z\"/></svg>","mask_w":264,"mask_h":264}]
</instances>
